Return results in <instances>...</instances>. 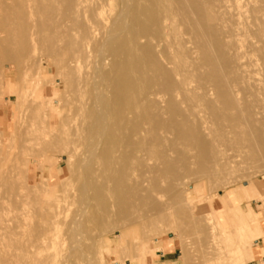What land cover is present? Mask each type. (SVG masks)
<instances>
[{"label": "rangeland", "instance_id": "374dc122", "mask_svg": "<svg viewBox=\"0 0 264 264\" xmlns=\"http://www.w3.org/2000/svg\"><path fill=\"white\" fill-rule=\"evenodd\" d=\"M65 1L67 4L68 0H64V2ZM93 1L92 0L91 1L85 0V2H86L85 3L83 0L84 3H82V4L84 6L80 7L79 13L83 12L81 10V8H83V10H86L87 7L90 8L92 6L91 3H93ZM121 1H122V3H120ZM129 1H132V0H126V2H124V0H118V2L116 0H111L109 3H111V6L114 9H112V10L110 9V8H112L110 6V4H107L108 6H105L106 8L104 7L105 8L104 9L105 14H108L107 13V8H108L111 11H113V10L115 11V9H116V12L119 11V13H121L120 15L123 18H125L123 15H125V14L127 15L126 16L127 22H126V24H124V28H121V31L119 30L120 32H116L117 35L119 34L121 36L120 37L121 40H118L119 36H117V40L119 42L121 41L123 43L120 42L121 44L120 43H119L120 45L118 44L120 47L117 46L115 48H118V47H119V49L121 48L120 49L121 53L123 52L122 54H124L125 51L123 49L127 46V48H126V51H127V49L129 48L128 42L127 43L124 42L127 40L124 37H127L126 35H128V33L125 35L124 32H127L129 29H133V27H136L134 29H136V31L137 30L139 31V29L141 27L140 25H139L140 27L137 25L139 28L137 26H132V25H130L129 22H132L135 25H136L135 21H137V24H140L139 22H143L141 25L143 26L142 28H144V29L142 31L141 30L142 28H141L140 31H142V33L139 31L138 35L141 33L144 37H142V35L140 34L141 38L138 40V42L140 40L141 41L139 44L137 42V45H136L137 47L139 46L138 47L139 52H136L138 48L134 51L136 54L139 53L138 57H140V55H141V56H145V57L147 56L146 58H149L147 52H149V51H150V53L153 52V50L151 51V49H153V48L149 49V47H153L152 44H154V43H157V44L159 43V41L157 39H156L157 41L155 40V38H157V37L151 33V30H153V28L155 29V27H156V25L153 24L154 22L150 24V22H152V17L149 19L146 18V16L147 17L149 16L147 11H146V8H145L147 5H148L147 7L149 8L148 9L149 12L151 13L152 16H154L153 15L154 14L153 13L154 7L151 4L152 0H136V3L138 4V6L142 5L144 7L145 13L142 12L143 10L141 12L144 13L145 15L142 14V16L139 15L140 12L139 13L137 12V14L134 12V11H138V9H137L138 6L136 7V5H135L136 3L133 0V2L135 4H133L132 10L133 9H135V10L132 12H134L136 17L139 15V17H137V18H140V20L134 19L135 21L133 20V18H136V17L132 16L134 14L131 15L132 17L129 14V13H131L130 12L131 8L129 9V7L126 6L130 3H133V2H129ZM239 1H241L240 4H242V2L246 1V4H250V5H248L249 7L252 5V2H253V1H250L251 3H248L249 0L248 1L247 0H244V1L239 0ZM53 2L55 3V0H50V3L53 4ZM60 2L63 3L62 0H60ZM60 2H58V0H57L58 4L56 3V6L54 4V6L56 8L60 7L59 10L63 9V7L61 8V6H63V5H64V7L66 6L64 3H63V5L60 4ZM59 4H60V6H59ZM122 4H123V6L120 7ZM149 4H151V5H149ZM243 4H245V3H243ZM89 5H91V6H89ZM130 5H132V4H130ZM57 6H59V7H57ZM66 7H67V9L63 10L64 12L67 11L66 13H62L63 12L62 10H61L62 12L57 11L58 14H61L62 18H60L59 17L60 15L57 14V16H56L57 20L55 18H54V20H52L53 17L57 13L56 10H58V9H56V8H55L56 10H51V11H54V12H52L51 16L53 15V13L55 14L54 16H52V18H50L51 16L49 17L48 15H46V17L48 16L53 22L59 21L58 24H59V26H61L63 23L65 24V22L68 24V20H70V18H72V16L74 15L73 21L74 20L79 21V22L76 21L75 24L79 23L78 28H80V31L82 30V27H85L86 29L83 28V30L87 31L88 22L85 26L82 25V24H85L86 20H87V19H85V21H84V17L82 18V15H84L86 17L88 10H90L91 12H93V11L88 8L86 11H84L87 13H84V14L77 13L75 15L73 12H70L71 10L69 11L68 6H66ZM123 7L126 8V10ZM143 7H141V8H143ZM51 9H53V8H51ZM150 10L153 12H151ZM37 11H39L40 13L35 11V12H33L31 17H33L32 19L36 20V24L38 25V26L37 25L36 26L40 27L41 25L39 23V20L41 19V16H43L45 12L40 11V9ZM51 11H49V14ZM68 11L70 14H72L71 17L69 16V14H67ZM90 11L88 13L90 15L87 17L89 22H90V20L93 19V14H91ZM47 14H48V12H47ZM128 14H129V16H128ZM37 15H39V16H37ZM34 16H35V18H34ZM65 16L67 17V19ZM37 17H38V19H37ZM68 17H69V19H68ZM74 17H77V19H74ZM43 18H45V16ZM129 18H130V20L132 19V21H129ZM61 19L62 20L65 19L67 21L64 20L62 23ZM117 19H118V17H117ZM117 19H115L116 20L115 24H117V23L120 24L119 21L117 22ZM120 20L122 21L123 19L120 18ZM145 20H146V22H147V20H149V25L154 26V27L152 26L153 28L151 30L149 29L151 26L147 25ZM52 21L50 22V24L52 23ZM70 21H69V23L71 25L72 22H70ZM93 22L94 23H92V21H91L90 23L95 24V21H93ZM52 24L50 26H52ZM55 24L57 25V22L56 23L54 22L53 25L56 26ZM67 24H65V25L69 27L70 25L69 24L67 25ZM65 25H63L61 27L64 28ZM95 25H94V27L96 29L95 32L100 31L102 29V28L101 29L97 28L98 26L96 27ZM125 25L128 29L125 28ZM146 25H147V27H146ZM186 25L187 24L185 22H181L179 24V27H180L179 32L183 33L182 34L183 36L185 35L186 39H184L185 40L184 43L187 44L185 47H187V48L190 47V48H188L190 50L194 46L193 47L194 49L192 48L193 53H194V54L192 53L193 54L192 55L193 61H194V57L196 56L195 62L197 64H200L199 60H201V62H202L203 59L199 55V53L202 54L199 51H202V50H201L200 46H198V48L196 47L195 44L197 42L194 41V43H192L193 39L192 40H191V38L189 39L190 33H188V31H186L189 28H186L187 27ZM197 25L198 26H196V27L198 28L200 24H197ZM59 26L52 29V30H54V32L51 29L50 30L53 33L57 32V34L63 35L61 37V39L63 40L62 42H64L62 44L65 46V44H67V40H64V39H66L68 37V35H70L72 37L73 32H71L69 34V31H71L72 30L71 27H73L75 25L70 26L71 30L68 27H66L69 30V31H67L68 33L66 32V30H67L66 28H65L66 30L62 28L63 30H61V31H64L65 34L66 33L68 34V35L66 34L67 37L64 33L61 34L62 32L59 33V31L56 30ZM76 27H75V29H77ZM42 28H43V26H42ZM42 28L41 27L37 28L35 31V33L39 32L38 33L39 39L35 38L37 33L34 35L35 42L38 41L37 44H39V40H40V44L42 45L40 47H39V45H37L39 47V48L37 47L39 49V52L40 51L41 52L39 53L38 50L36 51L35 59L32 58L34 60V63H33V60L31 59V56L29 54L19 55V53H21V52L24 53V52L29 51V43L26 44V46H25V43H27V42H25L24 44H19V46L17 45L18 48H17V46H13V47H15V50H14V48H12L11 51H13V50L14 51H13V54H10V55H14L13 57H15V53H16V57L14 59H12L13 58L12 56H10L11 57L10 58L9 55L6 58H5L6 55H4V56L2 55V57H0V59H2V60H0V63H1L0 64V72L2 70L4 72L2 77L0 75V78H1L0 79V81H1V83H0V230L2 232V233L0 232V251L2 249L3 250L9 249L11 251L23 250V249L27 248L26 246L30 245L31 242L34 241V239H36L38 234L41 235L45 232L48 235L47 236V243L48 244L46 245V247L43 248V252L46 253V251H48L47 252L48 254L54 253L55 256L53 254L50 256L56 257L61 263H65V264H150L151 259H152V254L154 253V248H152V247H154L156 245L155 241H162V240H170L172 242H175V244L179 247L180 255H181V258H180L181 264H243L244 262L251 259L252 254H251V250H250L249 241H251L255 237H259V236H262L264 234H261L259 236H253L250 238V237H247L248 234L244 232L245 237H247L248 240L245 239V241H243L242 243H238L239 247L237 244H235V242L233 240L236 237V234H234V233H236L235 232L236 229L239 227L241 228L242 226H245V224H247V222L252 227H256L257 225L261 224L263 229H264V223L262 222V221H264V161H263V159H261V160L258 159L260 161L256 160L253 162H250V161L240 162V164H239L240 166H237L231 170L226 169V168H217L216 170H213L212 175H210V172L206 171V173L205 172L203 173V171H201L199 169V165L196 164L195 161L194 162L192 161V157L189 156L190 153L188 152L185 156H189L192 163H194V164L193 165L191 164L190 165L191 168H190L188 166L190 163L189 164L187 163L189 161L185 160V161H187L186 164H188L187 165L188 167L186 166L187 169L190 168L191 170L189 169L187 171L185 169L186 168L185 166H184L185 171H184V169L180 168V166H181L180 163H182L183 159H185V158L182 156H179L178 153H177L178 155L173 154V152L171 153V151H173L175 149L180 150L178 148H175L176 146H178L176 143H179L181 140V138H180V140L178 138V136H180V133L178 136H176L178 138L179 142L177 139H174L173 142H175L176 140L177 141H176V143H173L172 140H173V137H175L174 135L176 133L178 134L177 131L178 130L181 131L180 125L182 126L183 124L178 123V122L179 121L182 122V120H183L182 118H184V117H182L181 119H180V117L188 112V110H186V106L191 105L192 103L184 104L187 102H184L185 97L182 94L181 95H179L180 93L171 94L167 89L166 90L168 92L164 89L166 87L165 86L166 83L163 84V82H165L164 79L166 80V78L164 77V74L166 75V77H169V79L167 78L168 81L169 80L172 81L174 79V78H172V75L175 76V74H174L175 72L173 73V71H172L173 68H172L171 71L173 74L171 75V73H170L171 71L169 72V70H170L169 68L171 66L172 67H174V66L172 64H170V66H168L169 63L166 64L165 58L162 59L163 55H164L163 51L165 50V48L163 46L164 40H163V38H161L160 34L158 36L160 37L159 38L160 42L162 41L161 46H160V44H158V46H157V44L154 45V47L157 46V50H156V48H154L155 51H159V52L154 53L155 52L154 51L153 53L157 54V57L159 54L163 53L162 58L160 55H159V58H156V56L153 53H151V56H155V60H153L154 58L151 57L147 61L148 64H146L145 61L147 59L145 57H142V59L143 58L146 59L143 61L145 63L144 65L148 66V67H146L147 70L145 68H143L144 66L143 67L141 66L142 67V73H143V71L146 70L148 72L147 73L148 75H149V73L150 74L152 73L153 75H152V77H150L151 75L148 76L147 74H145L144 78H142L141 81H142V84L144 86V84L147 85V83H146L147 78L148 79L150 78L151 81L155 80V82H152L155 85H152L151 83H149V82H151L150 80H148V83H149V86H151V85L154 86L157 89V91L154 89V87L151 88L152 86L148 87L147 89H145L146 88L145 87L144 89L147 91L149 88H151L152 92L155 91V93L159 92L158 90H160V93H163L165 90V92L162 95H165L166 98H168V100L166 98H164V99H166V101H165L162 98V95L159 93V94H157V96L153 95L151 97L152 99L151 98H150V100L147 99L146 101H144L145 103L142 104L143 101H140L141 98H139L138 97L139 94H137L138 90H142V89H140L141 87L138 89L137 88L138 86H136L137 84L138 85L140 84V80H139L140 77L139 76L143 77V74H144L143 73L141 75V72L139 71V70H141V67L138 65V64H140V62L142 65V61L139 60L140 58H138L137 55L134 54V52H133V54H131L132 56L129 55L131 53V51H133V50H130L129 51L130 53H127L129 57L127 55H124L127 57V59H125L126 58L125 57L122 60V54H120L119 52H117V53L120 54L119 57L121 59L119 57H116L115 51L116 50L120 51L119 49H116V50L114 49V46L117 45L116 40H114L116 42L115 45L113 44L114 41L111 42L112 45H114L113 46L114 51L112 49V52H114V54L108 55L107 54V53H109V51L107 52L108 48H105V49L101 48V42H104V44H105V45H103V43H102V47L103 46L106 47V43L108 44V42L106 41V37H108V36H105L104 34L108 35V32H110V30L109 31L107 30L106 32H104L106 29L105 30L102 29L101 31H102V34L104 33L103 34L104 36H102L101 31L97 32L96 33L97 35L95 34L97 37L96 36H94V37L98 38V39L95 40L94 37H93V39L95 40V42L97 44L93 41V39L91 40V42L93 41L96 44L95 45L96 47H98V45L100 44V49L101 50L103 49V53L105 51L106 52L104 54H102V51L99 49V47L96 48V50H94L95 46L94 45H93L94 47L92 46V44H94V43H90V50L93 53L92 57H90V58H92L93 60L88 59V60H91L90 63L88 62V60H87V62H86V60L84 62L81 61V63L83 65V69L85 72L84 74L86 76H89V73H90L91 76H89L90 77L89 79H88V77H86V79L83 78V79H85L83 82H86V84L83 85L84 84L83 82H82L83 84H81V82L78 84L79 80L77 81L76 79H79V77L77 76V72L73 73V71H74L73 67L71 69H70V67H68V62H67L68 56H66L68 54L63 49L64 46H61L62 50L59 49V51H61V53H58V50H55L53 48V46H54V47H56V49H58L60 47V45H62L61 40L57 41V40H59L60 37L58 38V36H57V39H55L57 42H60L59 43L60 45H58V43L56 41L55 42L57 44H54L55 42L53 43L52 42L53 40H51V39H50V41H51L50 44H48L47 38H46L48 35H45L46 33H44V35L46 37H43V38L46 39L47 44H44L45 41H42V42H44L43 43L44 47H43V44L41 43V36L43 35L44 30H41ZM51 28H53V27H51ZM39 29L41 30V32ZM59 29H61V28H59ZM126 29H127V31H126ZM177 29H178V27H177ZM144 30H146L145 33H144ZM46 31H48V29H46ZM75 31H74V34L78 33V35H77L78 39L76 38V35H73V38H75L78 41L81 39L80 34H82L81 33L82 31L80 33H79V29H77ZM153 31H152L153 33H156V29ZM52 32H50V33H52ZM149 32L152 34V36L154 35L152 38H150L151 36H148L150 34ZM185 32H187V34ZM50 33H48V34H50ZM87 33H85V34H87ZM99 33L101 34V36ZM188 34H189V36H188ZM51 35H49V36L51 37ZM84 35L82 34V38ZM70 36L68 37V39H70ZM104 37H105V39L103 41L102 38H104ZM43 38H42V40H45ZM73 38H72V40H73ZM146 38H147V40H146ZM142 40L143 41L145 40V42H143ZM146 41L147 42L150 41V45L147 44ZM213 41H215V42H212V41L211 42L216 43L215 45L212 44V48L214 50V52H213V50H212V52L215 55V53L217 52L215 47L217 46L218 41L217 40H213ZM71 42L72 41H70L69 43H71ZM74 42H75V40H74ZM247 43L244 45L249 46V43L248 44ZM140 44L141 45L145 44L146 47H148L147 49H142V52L144 53V55H142L143 53H140L141 52V48H140L141 45ZM21 45H24L23 48L25 49V51L23 50V48H21L22 51L19 49ZM45 45L48 46V48L52 47L51 48L52 50L50 49L51 51H49L48 49H46ZM56 45H58L59 47ZM112 45L109 48L110 50L112 48ZM143 45H142V48L145 47ZM159 46L162 48V50H161V48H159ZM245 46H244V48H247V49L250 48V47H245ZM258 46L260 47V45H258ZM130 47H131V45H130ZM64 48L66 49V51H68L67 45ZM188 49L186 51L189 52ZM192 49H191V52H192ZM145 50H147V51H145ZM93 51H96V52H93ZM97 51H98V53H97ZM99 52H101L100 53L101 56L103 55L102 57H100V55H98ZM252 52H256V50L250 51L249 53L251 54ZM197 53H198V55H197ZM260 53H261L262 57L261 56L259 57L260 54L258 56H256L253 53H252V56L250 54L247 55V56H249V57H247V61L250 60L248 62H252L250 64H248V62H247L248 67H249V65L251 66V64H252L250 69L247 67V70L249 69V70H253V71H255V70L258 71L257 68L260 69V68L264 67V64H262L263 66H260L262 63V62L260 63V61L264 60V56H263L264 53L263 52H260ZM256 54H258V52H256ZM96 55H97V57H96ZM105 55H106V57H107V55L109 56V58L107 57L108 60L106 59ZM112 56H115L114 60L116 59L115 62L118 63V65H117V63L113 64L115 66V68L117 69V71L115 70L116 73L118 72L117 76H118V74L120 75L121 72H124L127 69L126 71L128 73L126 71L125 72L127 74L133 73L134 77H132V78L136 79L135 73L137 72V69L139 68V70L137 72L138 73V75H137L138 79L131 81L132 83L134 82V84H135V82L136 83L138 82L135 85L136 87L131 82H128V81L132 80V78H131V76H133L132 74L130 75L131 79L129 78L130 80H126V81H125V79L127 78L126 73H125L126 78H123V73L121 74L122 76L120 78L121 79L123 78L122 80H120V78L118 76V79L120 81H123V80L125 81V85H124V81H123V83L121 82V84L124 85L125 89L127 88V90H126L127 93L123 92L124 89L122 91L123 85L121 86L119 80L115 78L116 76L113 77L114 75H112L113 74L112 69H114V66L112 67V65H111L114 62L112 60V58H113ZM134 56H136L137 59H135ZM199 56L201 59L198 60ZM103 57H105L104 58L105 61L102 60L104 63L101 62L99 64V61H101V59ZM118 58L120 59V62L118 61L119 60ZM129 58H131V59H129ZM253 58H255V59L253 60ZM94 59H95V61H94ZM151 59L153 61H156L159 59L160 61L158 60V62L157 61L156 62L158 64L161 62V64L156 65L157 63H155L153 61H152V63H150ZM217 59L219 60V57H217ZM217 59L215 58L216 61H218ZM106 60H107V62H106ZM109 60H111V61H109ZM135 60L140 61V62H138V64L134 63L135 65H138L137 69H136L135 65L129 64V63L135 62ZM189 60L191 61L192 59H189ZM39 61L40 62L42 61V63L40 64ZM93 61L95 63L94 66H93L94 63H92ZM121 61H122V63H121ZM124 61L125 62L127 61L126 66H127V64H129V65H128V67H126V69H123V71H122V68H121V66L119 67V65H121V64L125 65ZM128 61H130V62H128ZM162 61H164L165 64L162 63ZM105 62L108 65L107 64L105 65ZM219 62H222V65L220 63L215 62L217 67L221 65L220 68L218 67L219 68L218 71L220 72V74H222V72H223L222 75H224V73H225V76L228 79L229 77L227 76L228 74H226L225 69L229 70V68L223 64L224 62L222 60H220ZM256 62L257 63L259 62V64H255ZM177 63H179V67H180V65H182L183 62L179 61ZM187 63H189V61ZM203 63L204 62L201 63V67L202 66H204V67L202 69H199L200 72L197 74L196 77H195V75H196L195 73L198 71H196V72L194 71L195 72L194 77L191 74L189 75V73H188L189 71L187 72L188 74L186 73L187 74L186 76L189 75L188 78L186 77L187 78L186 83L188 84L187 85L188 89H193V90L196 89L195 91H198V92L201 91V93H202V90L204 89V91H205L206 88H203V89L200 88L203 86L198 87L199 83H200L198 78L201 75L200 78L202 77V79H201V82H202V80H205V78L207 77L206 73L208 71H210L209 67L206 68V66L203 65ZM71 64L73 65V63H71ZM86 64H88L87 67L89 66V64L92 67L91 68L88 67V70H86L87 69V67L85 66ZM162 64H164V66H162L161 68L164 67L165 70L164 69L163 70L166 73L160 72L162 70V69L160 70V66ZM36 65L37 66L40 65L42 67V74L41 75H38V73H36V70H37ZM103 65L106 66V69H105L106 72L104 71L105 67ZM130 65H132V68L135 66L134 67V70L136 69L135 72L129 71V69L132 70L131 68H129ZM109 66H111L112 74H110L111 71H107V70H110ZM213 66L214 65H212V67ZM14 67H16L18 70L16 69L17 70L16 71L14 69ZM215 67L216 66H214L212 68V70ZM222 67H224L225 69ZM102 68H103V70H102ZM119 68L121 70L120 73H119ZM123 68H125V67H123ZM221 69H223V71ZM263 69H260V70H263ZM216 70H217V68H216ZM86 71H88V74H86ZM191 71L193 74V70H191ZM201 71H203V72L201 73ZM214 71H213L212 75H214V73L215 74L218 73V72L216 73V71L215 72ZM22 72H24V73L22 74ZM107 72H109V73H107ZM129 72H131V73H129ZM204 72H205V74H204ZM247 72L249 74L251 71H246L245 77L249 76V75L246 76ZM259 73L262 75L264 73V71H263V73L261 71L260 72L258 71L255 73V75L252 74L254 76V77L252 76V78H254V79H252L253 81H256V79L257 80L261 79V76ZM208 74H209V72H208ZM21 75H22V77H21ZM146 75L148 76L147 78H146ZM218 75L219 74H217V76ZM94 76H96V77H94ZM213 77H214V79L212 77L209 78V79H211V82L212 83L214 82V81H212V79L215 80L216 82H218L217 80H219V79H215L216 75H214ZM220 77H223V76L219 75L218 78H220ZM93 78H95V79H93ZM96 78H98V81ZM247 78L248 79H244V80H250L248 82L253 83L251 78H249V77H247ZM224 79H226V78H224ZM74 80H76V83ZM231 80H232V78L227 80V81L230 82ZM263 80H264V77L261 79V81L259 80V83H263L264 82ZM80 81H82V80H80ZM224 81H226V80H224ZM127 82L130 83L131 86L133 85V87L137 88V90L135 88H132L130 85L128 86V84L126 85ZM211 82L205 81V85L208 89L207 91H211V92H207V94L210 93L209 96L211 97V99L216 100L217 98L214 96H216V95L218 96V94L216 92L214 93L215 90H212V89H215L213 87L216 84V82H214L215 84L214 83L210 84ZM245 82L246 81H244L242 83L240 82L241 84L244 83V85H241L240 83L236 84L237 87L234 85L233 89H235V91L233 90V92H232L233 97H234V93L237 92V94H235V97L238 98L237 97V95H238L240 97V98H238L239 100L246 101V99H247L246 97L248 95L244 96L245 95L244 92L245 91L247 92L248 87H250V86H249V83H245ZM99 84H100V87H99ZM162 84H163V86H165V87H161V88H163V92H161V88H160V86H162ZM200 84H202V83H200ZM257 84H258V82H256V84H254V86ZM94 85H96V86H94ZM105 85L108 87H106ZM211 85H212V89L209 90V87L211 88ZM251 85H253V84H251ZM139 86H141V85H139ZM243 86H245V87L243 88ZM93 87H94L95 92L92 90ZM158 87H159V89H158ZM238 87H242L243 89H238L240 92L238 90L236 91V88H238ZM76 88L79 90L76 91L77 90ZM129 88L133 91L136 90V93L133 92L134 94L132 95V92L128 91ZM110 89H112L113 92H116L117 94L112 93L110 91ZM114 89H115V91H114ZM144 89H143V92H145ZM199 89H201V90H199ZM241 90L243 92H241ZM28 91H29V94L27 93ZM103 91H104V93H103ZM109 91L113 94V96L115 95L114 98L115 97L118 98L119 96H120V98L122 97L123 100L121 99V101H120V98L118 99L119 105H120V102L123 103L124 101H126V100H124L125 96L123 95V93H126L128 95L130 92L131 94H129V96L132 98V103L135 100L133 103L134 108L131 107L132 109H130V110L134 109L133 111L139 112V110H135L137 105H138L137 109L140 108L139 105H142V106L145 105L146 111L142 109L144 107L143 106L142 108H140V110L142 109L141 114H144V116H146V117L148 116L147 117L148 119L150 118L149 120L146 118L147 122L149 121L150 124L147 122H144L145 117L142 116L143 120H139V121H142L143 123H145V125H147V127L144 126V124L142 122L138 121V119H137L138 117L136 118L137 114L133 111H131V112L125 111V114H127V116H124L125 114L123 113V118H118V115L116 116V113L118 111H120L119 109H121L122 106H123V109H126L124 107V105L125 106L127 104L129 105L131 99L129 96L126 95L125 99H127V100L130 99V100L128 101V103L124 102L123 103L124 105L122 104V106H119L120 108L117 109V111H116V108L114 109V107L117 106V104H116L117 102H115V100H117V99L112 98V99H114L115 104L112 101L111 102L113 104L110 103L109 101L111 99H109V97H110ZM143 92L141 93V96H144ZM30 93H32V94H30ZM94 93H97L98 95L97 94L94 95ZM165 93H167V95ZM241 93L243 94L242 97H241ZM104 94H106V96H104ZM207 94L204 95L205 99L207 98ZM107 95H108V97H107ZM98 96H100L99 99L100 98L102 99L103 96L108 98V99H106V103H104V101H105L104 98L101 100L103 102L102 103L97 98ZM158 96L159 97L161 96L160 99L162 100V102L160 100V103L163 104V106L167 101L168 102L170 101L167 104L172 103L170 105H173V108L172 107H170V108L172 109L173 113L177 111L176 113H174L175 116H178L177 118L176 117L174 118V119H177V121H176L177 123L176 122L173 123V121H172L173 118L168 117V115L171 113V111H170V113L168 111L170 109L169 108L170 105L167 106L169 109L168 108L166 109V105H165V110L161 109L162 111H166L165 113L160 111V108L164 109V107H162V105L160 103H157V102H159V101H157L159 99ZM165 96H163V97H165ZM19 97L22 98L21 103L19 102V100H20ZM94 97L96 100L94 99ZM137 97L139 99H137ZM153 97H154V100H156L157 102L154 103ZM173 97H174V99H173ZM29 99H30V101H29ZM31 99L33 102L31 101ZM211 99H209V100H211ZM34 100H36V102L37 101L38 102L36 103ZM86 100H88V101H86ZM89 100H90V103H89ZM94 100L95 101L99 100V102L102 105L103 104L104 105L107 104V106L109 105L108 106L109 108H107L106 105L105 106L103 105L106 108V110L103 108L104 112L105 113L107 112V114L109 113L110 115L113 113L111 115V117L114 118L116 116L117 118L115 117L116 118V119L114 118L115 120H118V119L121 120L122 119L120 121V122H122L126 119L125 120L126 122L125 121L124 122H125V125H127V127L125 126V128H128V129H125L123 127L122 130H124V129L125 130H124V132L122 131V133L120 132L121 134L119 133L120 136L117 133L118 132L117 125H119V131H120L121 130L120 127L124 126V124L123 125L118 124L119 120L116 121L117 125L114 128V129L117 128L116 133H114L115 130L112 132L113 129L111 131L108 130L107 128H106L107 129L106 131L104 130V132H106V133L108 131V133L110 132V134L111 133L117 134V136L114 135L112 138L113 140H115L117 138L116 139L117 142L113 141V142H115L114 143L115 145L118 142H119L118 144H120V145H122V144L125 145L123 142L126 141V143H127L128 141L126 139H128V138L134 139L133 144L137 143V141H139V143H137V144H139L140 147L142 144L143 147H141V148L143 150L139 149V153L136 152V151H138L137 149L136 150L134 148L129 149V150L134 149L135 151L134 150L133 151H134V153L136 152L135 154H137V155H135L132 152H131L132 153L131 155H130V152H129V154L126 153V154H128V156H132L133 154L135 156H138V157L134 158V161L136 159L135 168L132 169V166H134V164L133 165L130 164V162L131 163L133 162L132 160H130L128 162L129 158L125 159L127 157L126 154H125L126 157L122 156L123 155L122 152L125 151L126 148L123 150L122 146L121 147L119 146V149L116 148V150H114L115 149L114 147H116L117 145L114 147L112 145V148H114V149H112L114 153L111 151L110 143L111 144L113 143L111 138L107 140V138L109 137L108 133L104 134V133H102V131H100V127L98 124L99 120L97 121L98 125L95 123V120H97L98 117H97V119H95V116L93 118V115L99 116L100 110H101V108L96 109V107H100L101 104L98 102L99 105L98 104L94 105V102H95ZM174 100H176V101H174ZM41 101H44V102L46 101V103H44V102L41 103ZM92 101H93V105L95 108H91L92 107V104H91ZM136 101L137 102L140 101V102H138V104H137ZM163 101H164V103H163ZM87 103H89V104L87 105ZM108 103H110L114 106L113 109L111 107L112 105H110ZM153 103L154 104L157 103V108H155L156 105L154 106ZM41 104H43V105H41ZM82 104H83V106H82ZM135 104H137V105H135ZM36 105H37V110H39V111L36 110L39 113V117L37 115V112H34L36 109ZM128 105L126 106V107H128L126 110H129L130 106H128ZM84 106H85V108H84ZM88 106H91V107H89V109H87ZM131 106H132V104H131ZM175 107H176V109H175L176 111L174 110ZM33 108H35V109H33ZM184 108L187 112L184 111L185 113L183 114ZM109 109L112 110L113 112L110 113L111 111ZM203 109H204L203 107L199 106L197 108V111H199L201 116L203 115L205 117V119H208V121L211 122L210 116L208 114H206V110L205 109L203 110ZM31 110H33V111H31ZM114 110L116 111V113L114 112ZM154 110H156V111H154ZM157 110L161 114L158 113L159 114L158 115ZM95 112L96 113L98 112L99 114L98 113L95 114ZM155 112L158 116L161 115L160 117L156 116L158 119H155V117H154ZM146 113H148V114H146ZM162 113L166 114L167 117H166V115H164ZM173 113L170 116H172ZM41 114H45V115L50 114V115L40 117V116H42ZM132 114H134L136 116H134ZM110 115L107 118H108V121L111 120L110 124H112L115 121L112 122V119H110L111 118ZM113 115H115V116H113ZM120 115H122V112H120ZM174 115L172 117H174ZM133 116L135 118H134V120H131ZM162 116L166 117L165 122H164L165 119H162ZM208 116H209V118H207ZM140 118H141V116H140ZM167 118L169 121L171 120L172 123H169V121H167ZM193 118H194V116H193ZM127 120H129V121H127ZM130 120L133 121L134 126H133V124L129 123ZM156 120L160 122V125L162 124L163 128H161L162 126L157 125V123H159V122H157ZM154 121L156 122V124L154 123ZM91 123L95 127L98 126L97 129L96 128L95 129L98 132L100 131L99 133L98 132L95 133L96 131H95L94 127H92L93 129L91 128ZM107 123L105 126L108 125ZM140 123L144 126V127H142L143 129L145 128V130H147L149 127L148 125H151L152 126L151 129H154V130L150 129V132L151 131L155 132V130H156L157 133H155V135H159V137H160V134H162V136L165 137V139L167 138L166 140H164V138H162L164 141H166L164 144H163L164 141H162V139L160 138V140L162 141V146H160V145L159 146L161 148L157 145V144H159L157 142L159 141L161 143V141L158 140L156 142L155 138H154L155 135H153L152 137L149 136L148 137L149 141H147V139H146L147 142H150V140H153V138H154V142L151 141L154 144H151V142L149 144H144L145 140L142 143L141 139L147 138V133L145 135L146 137L144 135H143L144 136L143 138L140 137V136H142L138 133L139 126L141 128V125H139ZM80 124H82V129H85V127L87 128V129H85V131L86 130L88 131L89 130L88 128L90 127V131H88V133L89 132L90 133L89 134L86 133L87 131L86 132L85 131L84 132L79 131L80 130L79 127H81ZM163 124H165V125L167 124L168 127H166L167 125L164 127ZM172 124L173 125L175 124L174 126L177 127V129H176V127H174L175 129L172 127L173 131L176 130L175 131L176 133L173 132L175 134L170 132V131H172L170 129ZM75 125H77L78 127ZM113 126H115V123L113 124ZM156 126L158 128L160 127L161 129L160 128L159 129L162 131H160ZM75 127H77V129H79V130H77V133L74 131V130H76ZM110 128H112V127L110 126L109 129ZM91 129L94 132H92ZM41 131H43V132H41ZM148 131H149V129H148ZM80 132H83V134L86 133L88 137L87 138L84 137L85 134L82 135V133H80ZM74 133H76V134L74 135ZM79 133H80V135H79ZM91 133H95V134H93V137H91L92 136ZM158 133H160V134H158ZM97 134H100L101 136L97 135ZM94 135L95 136L97 135V136L95 137ZM148 135H151V134H148ZM97 137H98V139H97ZM131 139L129 141H131ZM46 140L48 142H46ZM110 140H111V142H109V144H108L109 146H108L107 143ZM135 140H136V142H135ZM140 140H141V143H140ZM105 141H107V142H105ZM169 141H170V143H172V144H170L172 147H173V144H176V146L173 147L175 149H173V148L168 149L167 148V146H170V145H168ZM44 143L45 144L47 143V144L44 146ZM183 143H185V142L182 140L181 144L179 143L180 144L179 147H181V145ZM51 144H54V145H51ZM127 144L130 145L129 143H127ZM127 144H126V146H127ZM150 144H151V149L149 147V149L146 150V148H147L146 147L145 148L146 153H143L144 152V146L145 145L150 146ZM182 146L184 147L185 145H182ZM256 146H257V144H256ZM134 147L136 148L137 146L134 145ZM128 148H130V146ZM128 148L126 149L125 152H127ZM163 148L166 149V152L169 151V152H167L168 155L165 153V150H163ZM109 149H110V151H109ZM117 149L121 151L122 157H120V158L127 160L126 162L129 163V165L131 166L130 169H132V171L134 169L136 170V171L134 170L133 172H129V171L125 172V170H124V172L127 173L128 177H129L128 178L126 176L127 177L126 179H130L132 184H133L132 181L134 179H135V181L137 180V182H136L137 184L140 181L142 184H143V182H145L144 188H142L143 185L140 186L141 183L138 184L139 187L136 184V187L134 189L140 188L139 190L136 189L137 191L135 190L138 194L135 193V191H132L133 187L135 186V183L133 185H130V187L132 186L130 188V189H132L131 193H129L130 192L129 188H128L129 189L128 192L126 190V188L129 187L130 183H127L128 180L123 178V176H125L124 175L125 173H123L122 177L120 175V173H122V169H120V167H121V164L124 160L121 161V159L118 158L120 153ZM21 150H23V151H21ZM103 150H105V151H103ZM183 150H185V149H183ZM115 151H118V153L117 152L115 153ZM163 151H164V154L162 153ZM103 152H104V154H102ZM142 153H143V155H142ZM162 154L166 155V156H164L166 161L167 160L171 161V160H169V156L171 159L172 155H173V157H175L174 155H177L176 157H178V158H176V159H179V157H180V159L183 158L182 161L180 160L181 161L179 163L180 166H178L177 170L174 169V171L171 172L170 170L172 168L171 169L169 168V170L165 169L166 170V172H165V170H163V171L161 170L162 167L158 169V165L160 166L161 160H162V158H164V157H162ZM139 155H142V157L141 156L139 157ZM132 157H134V156H132ZM173 157H172V160H174L176 162V159L175 158L173 159ZM110 158L112 160H110ZM142 158H144V159H142ZM118 159L121 161V162L119 161L120 167L118 166L119 165ZM186 159H189V158H186ZM107 161H108V163H107ZM103 162H105V163H103ZM111 162H112L113 166H111L112 165ZM254 162H257V163L255 164ZM172 163H173V161H172ZM177 163L172 164L173 166H171V167L176 166ZM251 163H254V164L251 165ZM105 166H107V167H105ZM126 166H128V165H126ZM130 166H128V167H130ZM103 167H104V170H103ZM127 169L129 170V168H127ZM154 169H156L157 171ZM95 170H97V171L95 172ZM175 170L179 172L180 176H182L180 179H178L179 177L175 178L176 176L179 175V174L176 175V173H174V172H176ZM137 171H138V173H137ZM169 172L174 173L175 175H171ZM15 173L18 176L15 175ZM89 173H90V175H89ZM130 173H132V175L134 173L133 177L131 176ZM141 173L143 175H145V176H143V175L142 176L146 180L141 175H139ZM3 175H5V176L3 177ZM108 175H110V176L107 178ZM138 175L140 177H142L145 181L142 182V180H143L142 178H141L142 180H138L140 178V177L138 178ZM20 176H22V177H20ZM113 177H115V179ZM116 177L119 179V181L121 183L116 182V179H117ZM119 177H121V179ZM130 177H132L134 179L132 180V178H130ZM18 178H20V180ZM93 178H94V180H92ZM112 178L115 180V182ZM122 178L124 180H126V183L123 184V187L121 185L122 182H124V180H122ZM170 178L173 180H170ZM170 181H173V182H170ZM182 181H184V183ZM105 182L109 183V184H107L108 188H106L108 190L105 191V188H104L103 189L104 192H102L100 190L102 189V187H104V185L102 186V184H104ZM181 182H182V184H181ZM116 183L119 184L118 186L121 185L122 188L118 187L116 185ZM125 184H127L128 186L125 187ZM177 184L180 186V188ZM110 185L112 186V188ZM105 187H106V183H105ZM109 188H111V190ZM113 188H116V190ZM124 188L126 190V193H124V195L129 196V198L132 201L136 200V196H137V200L134 201L135 204L137 203V201H139V203L141 202V204L138 203L139 204L138 206H141V207L143 206L142 208H144L145 205L147 204V206H146L147 209L146 208H145L146 210L142 209L143 211H145V213L142 212L140 207H138V208L141 210L142 213H144V215L148 214L146 216L149 219L145 216V218H144L145 220H144L140 216V218L135 217L136 221L132 222V219H131V222L128 221L130 219V216H131L130 214H132V216H134L133 214H135V213L139 214L140 211L137 210V212L133 213V209H135V208L138 209V208L136 207L137 204L136 205L132 204V206H135V207L131 206L132 210H130V211H132V212H129L130 216L126 215V214H128L127 213L128 211H125L124 208L126 207L125 208L126 210L128 208H130V207L127 208V206H129L128 202L130 203V199L127 197H126V199L128 200V202L125 198H123V199L127 202L128 205L126 204L125 201H124L125 204L123 202L121 203V201H120L119 203L122 204L123 209L120 208L119 203L117 202L118 199H116V197H117L118 193L121 192V194L119 193L120 194L119 198L121 199L122 191L123 192L125 191ZM112 189H113V191H112ZM118 189H122V191L118 192ZM171 189H172V191H171ZM140 190H141L142 194L140 192H138ZM143 191H145V193H143ZM139 193L141 195H139ZM234 193H236L237 197L244 196L245 200H243L242 202H237ZM130 194H131V197H130ZM144 195H147L148 197L144 196ZM212 195H214V198L211 197ZM132 198H134V200ZM223 198L225 199V201L227 203L224 201ZM173 199H174V201H173ZM234 199H235V202H234ZM84 202H86V203H84ZM233 202H234V204H233ZM112 204L115 206L114 210H113L114 206ZM166 204H167V206H166ZM45 205H47V206H45ZM123 205H127V206H123ZM181 205H183V206H181ZM61 206H63V207H61ZM116 207H117V209L120 210L121 215H119V210L117 211ZM111 208H112V210H111ZM53 209L57 212V215H56V213H54V215H53ZM82 209H83V211H82ZM122 211L124 212L123 214L126 213L123 216H122ZM148 211H150V212H148ZM58 212L62 213V214H59ZM141 212H140V215H141ZM66 213H67V215H66ZM215 213L217 214L218 217L215 215ZM81 214H83V215L81 216ZM153 214H155V215H153ZM55 215L57 217H55ZM120 216H122L123 218H121ZM127 216H129L128 220H127ZM132 216H131V218H133ZM72 217H74V219ZM138 217H139V215H138ZM255 218H258V220H256ZM72 219H73V222L72 221L70 222V220H72ZM75 219L77 220L78 224L76 221H74ZM66 220L68 222H66ZM141 221H143V222H141ZM113 222H114V224H113ZM121 222L122 223L124 222L125 224L123 223V225H122ZM53 223H54V225H53ZM56 224H58V225L56 226ZM75 224H77L76 226H78V227L74 226ZM119 224H121L120 225L121 228L119 227ZM51 225L53 226V228L54 227L57 228V229L56 228H54V229L56 230L55 232L59 236L55 235V237H54L55 232H54V229L52 228ZM68 226H71L68 228V230L72 231V232L74 231V229L76 227V233L75 232L71 233V232H68V230H67V233L64 234V231H65V229H67L66 227H68ZM112 226H114V227H112ZM2 227H4L3 228L4 231L2 230ZM8 227H9V229H8ZM210 228H212V229H210ZM8 232H9V234H8ZM10 232H12V233H10ZM49 233L51 235H53L50 239H53L54 242L52 240H49ZM74 235H76V236L78 235V236L76 237ZM68 236H69V238H68ZM56 237H58V238H56ZM73 237H75V239ZM71 238H72V240H70ZM76 244H77V246H76ZM50 245H51V247H50ZM52 245H53V249H52ZM19 246H23V247H19ZM49 249L50 250L52 249L53 251L51 250L52 251L51 252ZM237 251L241 253L240 256L237 254ZM65 257H67V258H65ZM67 260L68 261L70 260V261L68 262ZM7 262L9 264H22L23 259L20 258L19 256H15L13 254H10V255H7Z\"/></svg>", "mask_w": 264, "mask_h": 264}, {"label": "bare ground", "instance_id": "6f19581e", "mask_svg": "<svg viewBox=\"0 0 264 264\" xmlns=\"http://www.w3.org/2000/svg\"><path fill=\"white\" fill-rule=\"evenodd\" d=\"M63 1V3L66 5V6H68L69 7V11L70 12H73L75 15L77 14V13H79L80 12V7H83L84 5L82 4V3H84L85 2V0H84V2H83V0H68V3L66 4V1L64 2V0H62ZM91 1V0H90ZM93 1V0H92ZM111 0H94L93 1V3H91L92 4V6L91 5H89V6H91L90 8L89 7H85L86 8V10L89 8V9H91L93 12H91L90 10H88V13H89V11L91 12V14H93V19L92 20H90V22L92 21V23H94L93 21H95V24H92V23H90L89 22V20H88V16L90 15V14H88L87 12H84V11H86V10H83V8H81V10L83 11V12H81V13H79V14H84V13H87V15H86V17L84 16V15H82V18L84 17V21H85V19H87L86 20V23L85 24H82V25H86L87 24V22H88V24H87V31L85 32L84 30H83V28H85V27H82V30L84 31H80V28H78V25H79V23H76L75 24V22L77 21V22H79L78 20H74L73 21V16H72V18H70V20H68V24L70 25V23H69V21L70 22H72L71 23V25L70 26H72V25H75V26H73V27H71L72 28V30L70 29V26L68 27V26H66L65 24H67L66 22H65V24L63 23V21L65 20H62V25L61 26H63V25H65L64 26V28L63 27H61V26H59V21H54L55 23L57 22V25L56 26H54L53 24H54V22L52 21V20H54V18L56 19V16H57V14H58V12L57 11H63V10H65V9H67V7L65 6L64 7V5H63V3L62 2H60V0H58V2H60V4H62L63 6H61V8L63 7V9H60L59 10V6H60V4H59V6H57V7H59V8H56L55 6H56V3H57V0H55V3L53 2V4L52 3H50V0H0V57H2V55L4 56V55H6L5 56V58L6 57H8V55H9V57L10 56H14V55H10V54H13V51L15 50V47H13V46H19V44H24L25 42H27V43H25V46H26V44H28L29 43V51L28 52H21V53H19V55H21V54H29L30 56H31V59L33 58V59H35V56H36V51L38 50V52H39V47L40 46H42L41 44H40V40H39V44H37V42L38 41H36L35 42V39H34V35L37 33H35V31H36V29L37 28H42V26H43V28L41 29V30H44L43 31V35L41 36V43L43 44L44 42H42V41H45V43L44 44H50V39L51 40H53L52 42L54 43L56 40L55 39H57V36H58V38H59V40H57V41H60L61 40V44L62 43H64V42H62L63 40L61 39V37L63 36V35H60V34H57V32L56 33H53L54 32V30H52V29H54L55 27H57V26H59L56 30L57 31H59V33L60 32H62L61 34H65V32L64 31H61V30H63V29H65L66 27H68L71 31H69L68 30V28H66L65 30H66V32L67 31H69V34L71 33V32H73V34H72V37L70 36V35H68L67 33V35H68V37L70 36V39H68V37H67V35H66V39H64V40H67V44H65V46L67 45L68 46V51H66V49L64 48L65 46L62 44V45H60L59 43L60 42H57L58 43V45H60V47L58 46V45H56V46H58L57 48L58 49H56V47H54L53 46V48L55 49V50H58V53H61V51H59V49L60 50H62L61 48V46H64L63 47V49L65 50V52H67V54L68 55H66V56H68V67H70V69L73 67V69H74V71H73V73L74 72H77V76L79 77V79H76L77 81L79 80V82H78V84L81 82V84H83V85H85L86 84V82H83L85 79H86V77H88V79L90 78L89 76H91L90 75V73H89V76H86L84 73V69H83V65H82V63H81V61H85L86 60V62H87V60L88 59H92V58H90V57H92V55H93V53H92V51L90 50V43H94L95 42V40L96 39H98V38H95L94 36H96L97 34V32H100L102 29H106L104 32H106L107 30L109 31L110 30V32H108V35L107 34H104L105 36H108V37H106V41L108 42V44L106 43V47H102V43H103V45H105L104 44V42H101V48H103V49H105V48H108V50H107V52L109 51V53H107L108 55L110 54V55H113L114 54V52H112V49H113V46L116 44V42H117V45L116 46H114V49L116 50V49H119V45L121 44V43H123V42H119L118 40H121V36L118 34L117 35V33L116 32H120L121 31V28H124V24H126V22H127V20H126V14L125 15H123L125 18H123L120 14L121 13H119V11L118 12H116V9H115V11L113 10V11H111L112 9H114L112 6H111V3H109ZM117 2H118V0H116ZM135 1V3H136V0H134ZM202 1V2H201ZM244 1V0H243ZM248 1V0H247ZM250 1H253L252 2V5L249 7L248 5H250V4H246V1L245 2H242V4H240V2L241 1H239V0H152V6L154 7V12L153 11H151V12H153L152 14L154 15V16H152L151 15V13L149 12V8L146 6L145 8H146V11H147V13H148V15L150 16H146V18L147 19H149V18H151L152 17V22H150V24L151 23H153V24H155L156 25V27H155V29H156V33H153L154 31L153 30H155L153 27V25H149V20H147V22H146V20H145V22L147 23V25H149V26H151L149 29L151 30L152 28H153V30H151V33L152 34H154L157 38H155V40L157 39L158 41H159V43L158 44H160V46H161V42H160V37L158 36L159 34H160V36H161V38H163V40H164V48H165V50L163 51V53H164V55H163V53L162 54H159L160 56H161V58H162V55H163V58L162 59H164L165 58V60H166V64H168L169 63V65L168 66H170V64H172L174 67H170L169 69V72L172 70V68H173V73L175 74V76L174 75H172L173 73H172V71L170 72L171 73V75H172V78H174L172 81H168V79H169V77H166V75L164 74V77L166 78V80L164 79V81L165 82H163V84L164 83H166L165 84V86H163V84H162V86H160V88L161 87H165L164 89L166 90H168L171 94H173V93H175V94H178V93H180L179 95H183L184 97H185V101L184 102H187V103H184V104H188V103H192L191 105H187L186 106V110H188V112L185 110V108H184V110H183V114L185 113L184 111H186L187 113H185L183 116H181L180 117V119L182 118V117H184V118H182L183 120H182V122H180L179 120V122L178 123H181V124H183L182 126L180 125V130L181 131H177L178 132V134L175 132V131H173L172 129L174 128V127H176V126H174L173 124H172V126L170 127V129L172 130V131H170V132H175V133H173V134H175L174 136L175 137H173V140H172V142L174 141V139H177L178 140V138H179V140H180V138H181V140H180V142H179V140H178V142L181 144V141L183 140L185 143H183L182 145H185L184 147L181 145V147H179L180 146V144L179 143H176V141L175 142H173V143H176L178 146H176V144H173V147L174 146H176L175 148H178V149H180V150H177V149H175V148H173L170 144H172V143H170V141H169V143H168V145H170V146H167V148L169 149V148H173V149H175V150H173V151H171V153L173 152V154H179V156H182V157H184L185 159H183L182 157V159H183V161H182V159H180V157H179V159H176V158H178V157H176L177 155H174L175 157H173V155H172V157H173V159L175 158L176 159V162L174 161V160H172V157H171V159H170V156H169V160H171V161H166L165 160V157L164 156H166V155H163L164 154V151L162 152L163 154H162V157H164V158H162V160H161V163H160V166L158 165V169L159 168H161V170L163 171V170H165V169H168L169 170V168L171 169L170 171L171 172H173L174 171V169H176L177 170V168H178V166H180V164H181V166H180V168H182V169H184V166L186 167L189 163V167L191 168V164L193 165L194 163H192V161L194 162L195 161V163L196 164H198L199 165V169L201 170V171H203V173L205 172L206 173V171H208V172H210V175H212V171L213 170H216L217 168H226V169H233V168H235V167H237V166H240L239 164H240V162H247V161H250V162H253V161H256V160H258V159H263V161H264V80L262 81L263 83H259V80L261 81V79L264 77V73H263V71H264V67H262V68H260V69H263V70H260L259 68H257V70L260 72H262L263 74L261 75L260 73V76H261V79H256V81H253L252 79H254V78H252V74H254L255 75V73L256 72H258V71H253V70H249L250 69V67L252 66V64H251V66L249 65V67L247 66L248 64H250V63H252V62H248V61H250V60H248L247 61V57H249V56H247V55H249L250 53V51H255L256 50V52H258V54H256V52H252L253 54H255L256 56H258L259 54V57L261 56L262 57V55H261V53L260 52H263L264 53V0H249V2L248 3H251ZM124 2H126V0H124ZM129 2H133V0L132 1H129ZM147 2V1H146ZM201 4H200V3ZM86 3V2H85ZM89 3V2H88ZM120 3H122V1L120 2ZM134 2L133 3H130V4H132V5H130V4H128V5H126V6H128L129 7V9L131 8V13H129L130 14V16L132 15V14H134V12L137 14V12L139 13L140 12V16H142V14L143 15H145L144 13H145V10H144V7L142 6V5H140V6H138V4L136 3L135 4ZM243 3H245V4H243ZM54 4H55V6H54ZM58 4V3H57ZM107 4H110V6L112 7V8H110L111 10H109L108 8H107V13L108 14H105L104 13V9L106 8L105 6H108ZM117 4V3H116ZM127 4V3H126ZM133 4H135L136 5V7L138 6V11H134L135 9H133L132 10V6H133ZM151 4H149V5H151ZM146 5V4H145ZM115 6V5H114ZM118 6V5H117ZM123 6V4L120 6V7H122ZM125 6V5H124ZM125 6V7H126ZM131 6V7H130ZM56 9H58V10H56ZM105 7V8H104ZM135 7V6H134ZM141 7H143V8H141ZM51 8H53V9H51ZM84 8V9H85ZM124 8V7H123ZM127 8V7H126ZM126 8H124L125 10H126ZM40 9V11H43V12H45L44 13V15L43 16H41V19L39 20V23H40V27H37L38 25L36 24V20H34V19H32L33 17H31L32 16V14H33V12H38V13H40L39 11H37V10H39ZM128 9V10H129ZM51 10H56V15L53 13V15L52 16H54L53 17V19L51 20L50 18H52V16H51V14H52V12H54V11H51ZM109 10V11H108ZM120 10V9H119ZM143 10V11H142ZM49 11H51L50 12V14H49ZM61 11V12H62ZM69 11H68V13L67 14H69V16L71 17V15L72 14H70L69 13ZM132 11H134V12H132ZM144 12V13H142V12ZM47 12H48V14H47ZM67 12V11H66ZM66 12H62V13H66ZM129 12V11H128ZM127 12V13H128ZM146 13V14H147ZM150 13V14H149ZM129 14H128V16H129ZM46 15H48L47 17H46ZM58 15H60L59 17L60 18H62L61 17V14H58ZM139 15L137 16V17H139ZM37 16H39V15H37ZM45 16V18H43ZM63 16V15H62ZM68 16V15H67ZM78 16V15H77ZM121 16V17H120ZM132 16H134V17H136L135 16V14L134 15H132ZM131 16V17H132ZM66 17V16H65ZM80 17V16H79ZM92 17V16H91ZM90 17V18H91ZM117 17H118V19H117ZM130 17V18H131ZM133 18V20L135 19V20H137V19H139L140 20V18ZM154 17V18H153ZM34 18H35V16H34ZM58 18V17H57ZM120 18L121 19H123L122 21L120 20ZM128 18V17H127ZM130 18H129V21H132V19L130 20ZM145 18V19H146ZM37 19H38V17H37ZM59 19V18H58ZM66 19H67V17H66ZM68 19H69V17H68ZM74 19H77V17H74ZM115 19H117V22L119 21L120 22V24H115ZM52 21V26H50L51 24H50V22ZM57 20V19H56ZM60 20V21H61ZM134 20V21H135ZM65 21H67V20H65ZM83 21V20H82ZM83 21V22H84ZM74 22V23H73ZM144 22V23H145ZM181 22H185L187 25V27L186 28H189V29H187L186 31H188V33H190V36H189V34H188V36H189V39L191 38V40H192V43H194V41L195 42H197L195 45H196V47L198 48V46H200V48H201V50L202 51H199V52H201L202 54H200L199 53V55L201 56V58L203 59L202 60V62H204L203 63V65H205L206 66V68H208L209 67V69H210V71H208L209 72V74H208V72L206 73V75H207V77L205 78V80H202V82H201V79H202V77L200 78V74L203 72V71H201V73L199 74L200 76H199V81H200V83H202V84H200L199 82V86L198 87H200V86H203V87H200V88H206L205 89V91H204V89L202 90V93H201V91L200 92H198V91H195L196 89H188V84L186 83V79L188 78V76L191 74V75H193V77H194V75H195V77L197 76V74L200 72V70L199 69H202L204 66H202L201 67V60H199V59H201L200 58V56L198 57V60H199V63L200 64H197L196 62H195V58H196V56L194 57V61H193V49H192V52H191V49L189 50L188 48H190V47H185L187 44L186 43H184L185 42V40L184 39H186L185 38V35L183 36L182 34L183 33H180L179 32V29H180V27H179V24L181 23ZM38 23V22H37ZM130 23V25H132V26H139L140 27V29L143 27L141 24L143 23V22H139L140 24H137V21H135V23H136V25L134 24V23H132V22H129ZM67 24V25H68ZM81 24V23H80ZM134 24V25H133ZM197 24H200L199 25V27L197 28L196 26H198ZM37 25V26H36ZM94 25L97 27V28H102L100 31H97V32H95V27H94ZM147 25H146V27H147ZM37 28H36V27ZM77 26V27H76ZM81 26V25H80ZM131 26V27H132ZM137 26V27H138ZM153 26V27H152ZM51 27H53V28H51ZM75 27L77 28V29H79V33L81 32L83 35L85 34V33H87V34H85L84 36H83V38H82V34H80V37H81V39L80 40H76L75 38H73V35H76V38L78 39V33L76 34H74V31L75 30H77V29H75ZM138 27V28H139ZM177 27H178V29H177ZM48 29V31H46V29ZM59 28H61V29H59ZM63 28V29H62ZM125 28H127L126 27V25H125ZM134 28H136V27H133V29H129L128 31H127V29H126V31L127 32H124L125 33V35L128 33V35H126L127 37H124V38H126L127 40L126 41H124V42H128V46H129V50L127 49V51H126V48H127V44L123 47L124 49V51L126 52H124V54H122L121 53V48L119 49L120 51H115V53H116V57H119L120 56V54H122V60H123V58H125L126 56H124V55H127L128 56V54L127 53H130L129 51L130 50H133V51H131V53L129 54V55H131V54H133V52H134V54H136L135 53V51L134 50H136L138 47L136 46L137 45V42H138V40L141 38V33H142V31H143V29L144 28H142L141 30L142 31H140V29H139V31L141 32L139 35H138V33H139V31L137 32L136 31V29H134ZM53 31H51V30ZM59 29V30H58ZM86 29V28H85ZM182 29V28H181ZM40 30V29H39ZM41 30H40V32H41ZM55 30V31H56ZM120 30V31H119ZM46 31V32H45ZM145 31L146 30H144V33H145ZM153 31V32H152ZM50 32H52V33H50ZM76 32V31H75ZM78 32V31H77ZM212 34H211V33ZM39 33V32H38ZM38 33H37V35L35 36V38H38ZM44 33H46L45 35H48L47 37L44 35ZM48 33H50V34H48ZM123 33V34H124ZM150 33V32H149ZM148 33V34H149ZM150 33V34H151ZM186 34H187V32H185ZM184 33V34H185ZM52 34V35H51ZM96 34V35H95ZM100 34V33H99ZM101 34H102V31H101ZM101 34H100V36H101ZM102 34V36H104ZM121 34V33H120ZM148 35V36H151L150 38H152L153 36H152V34L151 35ZM41 35V34H40ZM49 35H51V37L49 36ZM60 35V36H59ZM99 36V35H98ZM117 36H119L118 37V40H117ZM140 36V37H139ZM147 36V37H148ZM187 36V37H188ZM43 37H46L47 38V43H46V39L45 38H43ZM75 37V36H74ZM93 37L95 38V40L93 39ZM97 37V36H96ZM142 37H144L143 35H142ZM42 38L43 39H45V40H42ZM65 38V37H64ZM72 38H73V40H72ZM101 38V37H100ZM39 39V38H38ZM93 39V41L91 42V40ZM103 39V41H104V39H105V37L104 38H102ZM144 39V38H143ZM72 41L71 43H69L70 41ZM74 40H75V42H74ZM100 40V39H99ZM114 40H116V42L114 41ZM146 40H147V38H146ZM156 40V41H157ZM213 40H217L218 41V44H217V46L215 47L216 48V50H217V52L215 53V55H214V50H213V48H212V44L213 45H215L216 43H212V42H215V41H213ZM254 40V41H253ZM102 41V40H101ZM114 41V42H113ZM141 41V40H140ZM140 41L138 42V44L140 43ZM143 41V40H142ZM151 41V40H150ZM150 41L149 42H147L146 41V43L147 44H149L150 45ZM155 41V42H156ZM212 41V42H211ZM216 41V42H217ZM54 43V44H57V43ZM66 42V41H65ZM99 42V41H98ZM111 42H113V44L114 45H112V43ZM143 42H145V40L143 41ZM152 42V41H151ZM245 42V43H244ZM249 43V46H245L244 44H246V43ZM96 43V42H95ZM92 44V46L94 45H96V44ZM100 43V42H99ZM112 45V48H111V50L109 49L110 47H111V45ZM120 43V44H119ZM145 43V44H146ZM153 43V42H152ZM151 43V44H152ZM247 43V44H248ZM44 44H43V47H44ZM52 44V43H51ZM69 44V45H68ZM119 44V45H118ZM125 44V43H124ZM131 45V47H130V45ZM143 45V46H145L146 47V45ZM155 44H157V43H154V44H152V46L153 47H149V49H151V48H153V49H151V51L153 50V52L155 51V49L154 48H156V50H157V46H158V44H157V46L156 47H154V45ZM37 45H39V47L37 46ZM110 45V46H109ZM141 45V44H140ZM142 45L140 46V48H141V52L140 53H143L142 52V49H147L148 47H144V48H142ZM194 45V44H193ZM252 45V46H251ZM258 45H260V47L258 46ZM18 46H17V48H18ZM22 46V47H21ZM20 46V50L22 51V49L21 48H23L24 47V45H21ZM93 46V47H94ZM109 46V47H108ZM117 46H119L118 48H115V47H117ZM159 46V48H161ZM191 46V45H190ZM244 46L245 47H250L249 49H247V48H244ZM38 47V48H37ZM45 47H46V49H48L49 51H51L52 49V47L51 48H48V46H46L45 45ZM98 47H99V49H100V44L98 45ZM98 47H94L95 49L94 50H96V48H98ZM195 47V48H196ZM12 48H14V50L13 51H11V49ZM67 48V47H66ZM189 50V52L188 51H186L187 49ZM41 49V48H40ZM45 49V48H44ZM51 49V50H50ZM93 49V48H92ZM103 49L101 50L102 51V54H104L103 53ZM114 49H113V51H114ZM148 49V50H149ZM23 50L25 51V49L23 48ZM98 50V49H97ZM139 50V48L137 49V51L136 52H139L138 51ZM160 50V49H159ZM161 50H162V48H161ZM212 50H213V52H212ZM260 50V51H259ZM12 53H11V52ZM54 51V50H53ZM52 51V52H53ZM111 51V52H110ZM144 51V50H143ZM145 51H147V50H145ZM195 51V50H194ZM197 51V50H196ZM37 52V53H38ZM41 52V51H40ZM39 52V53H40ZM57 52V51H56ZM93 52H96V51H93ZM117 52H119L120 54H118ZM153 52H151V53H153ZM159 51H155L154 53H158ZM198 52V51H197ZM15 53V52H14ZM50 53V52H49ZM97 53H98V51H97ZM100 53L101 52H99V54L98 55H100ZM112 53V54H111ZM151 53H150V51L149 52H147V54H148V56H149V58H146L145 56H141L140 55V57H138L139 56V53L138 54H136L137 55V57L138 58H140L139 60L140 61H142V65H141V62L139 61V60H135V62H133V63H129V64H132V65H135V64H138V62H140V64H138L140 67L142 66H144L143 68H145L146 69V67H148V66H145L144 64L146 63V64H148V60L151 58V57H153L154 59L153 60H155V56H156V58H159V55H158V57H157V54H154L155 56H151ZM193 53V54H192ZM252 53L250 54L251 56H252ZM66 54V53H65ZM95 54V53H94ZM146 54V55H147ZM51 55V54H50ZM107 55V57L109 58V56ZM142 55H144V53L142 54ZM197 55H198V53H197ZM65 56V57H66ZM103 56V55H102ZM101 55H100V57H102ZM115 56H112L111 58H112V60L114 61L111 65H112V67L114 66L113 64L114 63H117V62H115V60H114V57ZM132 56V55H131ZM263 56H264V54H263ZM15 57H16V53H15ZM15 57H13L12 59H14ZM41 57V56H40ZM96 57H97V55H96ZM95 57V58H96ZM105 57H106V55H105ZM105 57H103L102 59H101V61H99V64L101 63V62H103L102 60H104V58ZM107 57H106V59H107ZM129 57V56H128ZM137 57L136 56H134V58L135 59H137ZM142 57H145L146 59H142ZM217 57H219V60L217 59ZM4 58V57H3ZM11 58V57H10ZM110 58V59H111ZM120 58V57H119ZM118 58V59H119ZM132 58V57H131ZM131 58H129V59H131ZM215 58L218 60V61H216L215 60ZM246 58V59H245ZM252 58V57H251ZM250 58V59H251ZM32 59V60H33ZM62 59V58H61ZM97 59V58H96ZM121 59V58H120ZM120 59L118 60L119 62H120ZM125 59H127V57L125 58ZM128 59V60H129ZM142 59V60H141ZM189 59H192L191 61L189 60ZM255 58H253V60H254ZM257 59V58H256ZM260 59V58H259ZM0 60H2V59H0ZM93 60V59H92ZM108 60V59H107ZM107 60H106V62H107ZM144 60H146L145 61V63L143 62ZM152 59L150 60L151 62L150 63H152V61H153ZM159 60V59H158ZM158 60H156L157 62H158ZM189 61V63H187L188 61ZM220 60H222L224 63V65H226L228 68H229V70L227 69H225L224 67H222V68H224L225 69V72H226V74H228L227 76L229 77L228 79H227V77L225 76V73H224V75H222L223 74V69H221L220 71L222 72V74H220V72L218 71V69L220 68V66L222 65V62H219ZM246 60V61H245ZM94 61H95V59H94ZM94 61L92 62V63H94ZM105 61V60H104ZM109 61H111V60H109ZM108 61V62H109ZM131 61V60H130ZM130 61H128V62H130ZM156 61H153V62H155V63H157ZM160 61V60H159ZM179 61H182L183 63H182V65H180V67H179V63H177V62H179ZM187 61V62H186ZM40 62V61H39ZM88 62L90 63L91 62V60H88ZM105 62V65L107 64ZM215 62H217V63H220L219 65L220 66H218L217 67V65H216V63ZM247 62H248V64H247ZM262 62V63H261ZM27 63V62H26ZM33 63H34V60H33ZM42 63V61L40 62V64ZM71 63H73V65L71 64ZM97 63V62H96ZM104 63V62H103ZM121 63H122V61H121ZM124 63H125V65L123 64H121V65H119V67L121 66V68H122V71H123V69H126V67H128V65L129 64H127V66H126V63H127V61L125 62L124 61ZM135 63V64H134ZM162 63H164V61H162ZM260 63H261V65L260 66H263L262 64H264V60H261L260 61ZM1 64V63H0ZM18 64V63H17ZM159 64H161V62L159 63ZM158 63L156 64V65H159ZM165 64V63H164ZM164 64H162L161 66H160V72H163V73H166L164 70V67L163 68H161L162 66H164ZM178 64V65H177ZM188 64V65H187ZM207 64V65H206ZM255 64H259V62L257 63H255ZM82 65V66H81ZM87 65L88 64H86L85 66L87 67ZM95 65V63L93 64V66ZM102 65V64H101ZM105 65H103L104 67V71H105V69H106V66ZM108 65V64H107ZM117 65H118V63H117ZM132 65H130L129 66V68H131L132 70H130L129 69V71H132V72H135V70L138 68V65H135L136 66V69L134 70V67L132 68ZM212 65H214V66H216L213 70H212V68L214 67H212ZM223 65V66H224ZM26 66V65H25ZM99 66V65H98ZM97 66V67H98ZM125 67V68H123V67ZM152 66V65H151ZM259 66V67H260ZM17 67V66H16ZM16 67H14V69L16 70L17 68ZM36 67H37V70H36V73H38V75H41L42 74V67L40 66V65H36ZM88 67H92L90 64H89V66ZM88 67H87V69L86 70H88ZM142 67H141V70H139V68L137 69V72H138V70L141 72V75L143 74V77H141V76H139L140 78H139V80H140V84L139 85H141V86H139L136 82H135V84H134V82L132 83L131 81H134V80H137L138 78H137V75H138V73L136 72L135 74V77H136V79H133L132 77H134V75H133V73H131V72H129V73H131L133 76H131V78H132V80H130L131 78H130V75L131 74H127L125 71L124 72H121V70H120V68H119V73L121 72V74L123 73V78H126V76H125V73H126V75H127V78L125 79V81L126 80H130V81H128V82H131L132 84H134V86L136 85V86H138L137 88L139 89L140 87V89H142V90H138V92H137V94H139L138 95V97L139 98H141L140 99V101H143L142 102V104H144L145 102L144 101H146L147 99H149L150 100V98L153 96V95H156L157 96V94H159L160 93V90H158L159 92H157V93H155V91L154 92H152V89L151 88H153L154 86H152V85H155L154 83H152V82H155V80H153V81H151L150 80V78L148 79L147 77L149 76V75H151L150 77H152V73L150 74L149 73V75L147 74L148 72L145 70V71H143V73H142ZM247 67L249 68L248 70H247ZM255 67V66H254ZM10 68V67H9ZM103 68H102V70H103ZM190 68V69H189ZM216 68H217V70H216ZM13 69V68H12ZM69 69V68H68ZM98 69V68H97ZM101 69V68H100ZM99 69V70H100ZM109 69L110 70H107V71H111V66H109ZM164 69V70H163ZM208 69V70H209ZM18 70V69H17ZM16 70V71H17ZM101 70V71H102ZM115 70L117 71V69L115 68V66H114V69H112V71H113V74H112V71H111V73L110 74H112V75H114L113 77H115L116 79H118V76H119V78L122 76L121 74L119 75L118 74V76H117V73L115 72ZM134 70V71H133ZM144 70V69H143ZM191 70H193V74H192V71ZM216 71V73L217 74H219V75H221V76H225L224 78H226V79H224L223 77H220V78H218V76H217V74H215L214 73V75H216V77H215V79H219V80H217L218 82H216L215 80H213L214 79V75H212L213 74V71ZM98 71V70H97ZM103 71V72H104ZM189 71V72H188ZM196 71H198V72H195ZM214 71V72H215ZM246 71H253L252 73L250 72L249 74H248V72H247V74H246V76L247 75H249V76H247V77H249V78H251V80H252V82L253 83H249L248 81H250V80H244V79H248L247 77H245V73H246ZM70 72V71H69ZM106 72V71H105ZM115 72V73H114ZM146 72V73H145ZM189 73V75L188 76H186L188 73ZM228 72V73H227ZM255 72V73H254ZM24 72H22V74H23ZM107 73H109V72H107ZM169 73V74H170ZM187 73V74H186ZM195 73V74H194ZM3 74H4V72H3V70L0 72V75H1V77L3 76ZM86 74H88V71H86ZM145 74H147L146 75V80H147V85L146 84H144V86H143V84H142V81H141V79L142 78H144V75ZM204 74H205V72H204ZM258 74V73H257ZM73 75V74H72ZM76 75V74H75ZM84 75V76H83ZM108 75V74H107ZM162 75V74H161ZM251 75V76H250ZM76 76V77H77ZM129 76V77H128ZM163 76V75H162ZM259 76V75H258ZM21 77H22V75H21ZM29 77V76H28ZM93 77V76H92ZM94 77H96V76H94ZM163 77V78H164ZM187 77V78H186ZM210 77H212L213 79H212V81H214V82H216V86L214 85V87L213 88H215V89H212V85H211V88L209 87V90H215L214 91V93L216 92L217 94H218V96L216 95V96H214V97H216L217 99L216 100H214V99H211V97L209 96V94H207V92H211V91H207L208 89H207V87H206V85H205V81L206 82H208V81H210L211 82V79H209ZM232 78V80L229 82V81H227V80H229V79H231ZM254 77V76H253ZM83 78H85V79H83ZM122 78V79H123ZM130 78V79H129ZM168 78V79H167ZM191 78V77H190ZM258 78V77H257ZM1 79V78H0ZM93 79H95V78H93ZM97 79V81H98V78H96ZM121 78H120V80H122ZM154 79V78H153ZM192 79V78H191ZM197 79V78H196ZM209 79V80H208ZM221 79V80H220ZM226 80V81H224V80ZM76 80H74L75 81V83H76ZM80 80H82V81H80ZM119 80V79H118ZM119 80V82H120V85L122 86L123 84H121V82L123 83V81H120ZM148 80H150L151 82H149V83H151L152 85V87L151 86H149V83H148ZM24 81V80H23ZM95 81V80H94ZM125 81H124V85H125ZM193 81V80H192ZM233 81V82H232ZM244 81H246L245 83H249V86L250 87H248V91L246 92L245 90V95L244 96H246V95H248L246 98V101H243V100H239L238 98H240L238 95H237V97L238 98H236L235 97V94H237V92H235L234 93V97H233V90L235 91V89H233V87H234V85L236 86V84H238V83H242V82H244ZM83 82V83H82ZM126 83V85L128 84V86L130 85L131 86V84L130 83ZM232 82V83H231ZM256 82H258V84L257 85H255L254 86V84H256ZM0 83H1V81H0ZM92 83V82H91ZM95 83V82H94ZM93 83V84H94ZM98 83V82H97ZM100 83V82H99ZM191 83V82H190ZM194 83V82H193ZM212 82L210 83V84H213ZM240 83V84H241ZM24 84V83H23ZM74 84V83H73ZM77 84V85H78ZM209 84V83H208ZM207 84V85H208ZM251 84H253V85H251ZM98 85V84H97ZM124 85L122 86L123 88H122V91H123V89H124V91L123 92H126L127 93V88L125 89L124 88ZM146 85V86H145ZM241 85H244V83L243 84H241ZM81 86V85H80ZM94 86H96V85H94ZM102 86V85H101ZM106 86V85H105ZM127 86V87H128ZM135 86V87H136ZM210 86V85H209ZM79 87V86H78ZM99 87H100V84H99ZM106 87H108V86H106ZM110 87V86H109ZM126 87V86H125ZM132 88H135V87H133V85L131 86ZM130 87V88H131ZM143 87V88H142ZM146 87V88H145ZM148 87H151V88H149L147 91L145 90V89H147ZM237 87V86H236ZM245 86H243V88H244ZM103 88V87H102ZM129 88V90L128 91H130V92H132V95L134 94L133 92H135L136 93V90H137V88H135L136 90H131ZM145 88V89H144ZM242 87H238V88H236V91L238 90V89H243ZM77 89V88H76ZM81 89V88H80ZM143 89L145 90V92H143ZM154 89L157 91V89L154 87ZM158 89H159V87H158ZM198 89V88H197ZM79 89H77L76 91H78ZM93 91H94V87H93V89H92ZM98 90V89H97ZM101 90V89H100ZM105 90V89H104ZM109 90V89H108ZM165 90H164V92H165ZM166 90V91H167ZM199 90H201V89H199ZM81 91V90H80ZM92 91V92H93ZM110 91L112 92V93H115V94H117L116 92H113V90L112 89H110ZM109 91V93H110V97H109V99H111L109 102L110 103H114V99H117V100H115V102H117L116 104H117V106L116 107H114L112 104H110V103H108V104H110V105H112L111 107H112V109H113V107H114V109L116 108V111H117V109H119L120 107L119 106H122V104L124 103V102H126V103H128V101L130 100V103H129V105L128 106H130L129 107V110H126L128 107H126L124 104V107L126 108V109H123V106H122V108L121 109H119L120 111H118L117 113H116V111L114 110V112L116 113V116L118 115V118H123V113L125 114V111H128V112H131V111H133V110H130V109H132L131 107H133L134 108V101H133V103H132V98L129 96V94H131L130 92H129V94L127 95L126 93H123V95L126 97V95L127 96H129L130 97V99L129 100H127V99H125V97H124V100H126V101H122L123 103H121L120 102V105L118 104L119 102H118V99L120 98V96L117 98V97H115L114 98V96H113V94L111 93ZM114 91H115V89H114ZM143 92V95L144 96H141V93ZM150 91V92H149ZM167 91V92H168ZM239 91V90H238ZM95 92V91H94ZM147 92V93H146ZM161 92H163V88H161ZM163 92V93H164ZM206 92V93H205ZM240 92V91H239ZM241 92H243L242 90H241ZM28 94H29V91L27 92ZM81 93V92H80ZM79 93V94H80ZM103 93H104V91H103ZM163 93H160L161 95L163 94ZM184 93V94H183ZM201 93V94H200ZM30 94H32V93H30ZM78 94V95H79ZM95 94H97V93H94V95ZM101 94V93H100ZM166 95H167V93H165ZM205 94H207V100L205 99ZM239 94V93H238ZM98 95V94H97ZM103 95V94H102ZM113 97H112V96ZM178 95V96H179ZM240 95V94H239ZM242 93H241V97H242ZM101 96V95H100ZM100 96H98L97 98L99 99V97ZM104 96H106V94H104ZM102 97V99L104 98V103H106V99H108V98H106V97ZM117 96V95H116ZM163 96H165V95H162V98L164 99V98H166V96L165 97H163ZM182 96V97H183ZM107 97H108V95H107ZM128 97V98H129ZM133 97V96H132ZM136 97V96H135ZM137 97V99H139ZM161 97V96H160ZM160 97L158 96V100L157 101H159V102H157L156 100H154V97H153V100H154V103L155 102H157V103H160ZM20 98V97H19ZM44 98V97H43ZM112 98H114V99H112ZM211 99V100H209V99ZM94 99H95V97H94ZM101 98L99 99L100 101L102 100ZM121 99H122V97L120 98V101H121ZM136 99V100H137ZM152 99V98H151ZM167 100H168V98H166ZM166 99H164L165 101H166ZM173 99H174V97H173ZM184 99V98H183ZM44 100V99H43ZM46 100V99H45ZM96 100V99H95ZM94 100V101H95ZM99 100H97V101H95L94 102V105H97L98 104V102H99ZM123 100V99H122ZM29 101H30V99H29ZM31 101H32V99H31ZM35 102H36V100H34ZM47 101V100H46ZM46 101L44 102V101H41V103L42 102H44V103H46ZM50 101V100H49ZM48 101V102H49ZM86 101H88V100H86ZM112 101V102H111ZM140 101H138V102H140ZM174 101H176V100H174ZM19 102L21 103L22 102V98H20V100H19ZM33 102V101H32ZM38 102V101H37ZM36 102V103H37ZM68 102V101H67ZM102 102V101H101ZM138 102L136 101V103L138 104ZM161 102H162V100H161ZM170 102V101H169ZM168 101L164 104V106H163V104H161L162 105V107H164V109L163 108H160V111L161 112H166V111H162V110H165V105H166V109L168 108L167 106L168 105H170V104H172V103H170V104H167V103H169ZM19 103V104H20ZM31 103V102H30ZM53 103V102H52ZM89 103H90V100H89ZM89 103H87V105L89 104ZM100 103V102H99ZM103 103V102H102ZM153 103V104H154ZM157 103L156 104H154V106L156 105V107L155 108H157ZM163 103H164V101H163ZM91 104H92V107L91 106H88L87 107V109H89V107H91V108H95L94 107V105H93V101L91 102ZM101 104V103H100ZM115 104V103H114ZM131 104H132V106H131ZM137 104H135V105H137ZM41 105H43V104H41ZM86 105V106H87ZM99 105V104H98ZM104 105V104H103ZM102 104H101V106L100 107H96V109L97 108H101V110H100V114H99V116H97V115H93V118H94V116H95V119H97V117H98V119L97 120H95V123L97 124V121L99 120V127H100V131H102V133H106V132H104V130L106 131L107 129L108 130H112V132L115 130V132L114 133H116L117 131H116V129L118 130V135H119V133L121 132L122 133V131L124 132V130L125 129H128V128H125V126L127 127V125H125V122L124 121H122V122H120L121 120H115L117 117L115 116V115H113V116H115L114 118L113 117H111V115L113 114L112 112V110H110L109 112L110 113H112L111 115H110V119H112V122L113 121H115L114 123H115V126H113V124L114 123H112V124H110V121H108V114H107V112L105 113L104 112V109L106 110V108L104 107L105 105H106V107L107 108H109L108 106H107V104H105L104 106H103ZM152 105V104H151ZM159 105V104H158ZM82 106H83V104H82ZM140 106V108H142L143 106L145 107H143L142 109L143 110H145L146 109V106L145 105H139ZM160 106V105H159ZM199 106H201V107H203L205 110H206V114H208L209 116H210V118H211V122L210 121H208V119H205V117L202 115H200V113H199V111H197V108L199 107ZM49 107V106H48ZM47 107V108H48ZM137 107H138V105H137ZM137 107L135 108V110H139V112H136V111H133V112H135L136 114H137V116L136 115H134V114H132V115H134V116H136V118L138 119V121L139 120H143L142 118L143 117H145L144 118V122H147V120H146V118L148 117H146V116H144V114H141V111H142V109L140 110V108L139 109H137ZM170 107H172L173 108V105H170L169 106V108ZM46 108V109H47ZM84 108H85V106H84ZM104 108V109H103ZM168 108V109H169ZM33 109H35V108H33ZM49 109V108H48ZM162 109V110H161ZM176 109V107L174 108V110ZM203 109V110H204ZM37 105H36V109H35V111L34 112H37V111H39V110H37ZM94 110V109H93ZM99 110V109H98ZM108 110V109H107ZM124 112H123V111ZM159 110V109H158ZM157 110V114L159 113V114H161L159 111ZM31 111H33V110H31ZM97 111V110H96ZM146 111V110H145ZM154 111H156V110H154ZM169 113H170V111H171V113L169 114L168 112V117H170V118H173L172 119V121H173V123H175L176 121H177V119H174L175 117L177 118L178 116H175L174 115V113H176V112H174L173 113V111H172V109L170 108L169 110ZM120 112H122V115H120ZM127 112V113H128ZM202 112V111H201ZM96 112H95V114H97ZM119 113V114H118ZM143 113V112H142ZM164 113H162V114H164ZM173 113V115H174V117H172V116H170L171 114ZM203 113V112H202ZM36 114V113H35ZM108 116H107V115ZM146 114H148V113H146ZM156 114V112H155V119H158L157 117H160V116H158ZM37 115H38V117H39V113L37 112ZM42 116H40V117H43V116H49L48 114H41ZM164 115H166V114H164ZM163 115V116H164ZM120 116V117H119ZM122 116V117H121ZM124 116H127V114H125ZM132 117V119L131 120H134V118L135 117ZM140 116H141V118H140ZM143 116V117H142ZM157 116V117H156ZM162 116V119H165L166 117H167V115H166V117H163ZM193 116H194V118H193ZM209 116L207 117V118H209ZM92 118V119H93ZM37 119V118H36ZM114 119V120H113ZM148 119V118H147ZM150 119V118H149ZM148 119V120H149ZM153 119V118H152ZM94 120V119H93ZM130 120V122L129 123H131V124H133V121H131ZM146 120V121H145ZM20 121V120H19ZM47 121V120H46ZM108 123H107V122ZM116 121H118L119 123L118 124H121V125H123L124 124V126H121L120 128H121V130L119 131V125H117L116 123ZM127 121H129V120H127ZM157 121V120H156ZM166 121V119L164 120V122ZM167 121H169L168 120V118H167ZM172 121L170 120L169 121V123H172ZM92 122V121H91ZM139 122H142V121H139ZM157 122H159V121H157ZM42 123V122H41ZM94 123V124H95ZM106 123L108 124L107 126H105L106 125ZM143 123V122H142ZM147 123H149V121L147 122ZM146 123V124H147ZM154 123L156 124V122L154 121ZM177 123V122H176ZM97 124V125H98ZM110 124V125H109ZM130 124V125H131ZM144 124V126H146L147 127V125H145V123H143ZM150 124V123H149ZM44 125V124H43ZM51 125V124H50ZM81 125V127H79L80 128V130L79 129H77V125H75V126H77V127H75L76 128V130H74L76 133H77V130H79V131H85V129H87L86 127H85V129H82V124H80ZM116 125H117V128L116 129H114L115 127H116ZM129 125V124H128ZM139 125H141V128H140V126H139V131H138V133L140 134V135H142V136H140V137H144L145 135H146V133H147V138H143V139H141L142 140V143H143V141L145 140V142H144V144H149L151 141H153L154 142V138H155V141L157 142L158 140H160V138L162 139V138H164V140H166L165 139V137H163L162 136V134H160V133H158V134H160V137H159V135H155V133H157V131L155 130V132L153 133L152 131V133L150 132V129L152 128V126L151 125H148L149 127H148V129H149V131H148V129L147 130H145V128L143 129L142 127H144L141 123L139 124ZM157 125H160V122L159 123H157ZM164 125V127L167 125H165V124H163ZM178 125V124H177ZM86 126V125H85ZM112 127V128H110L109 129V127ZM133 126H134V124H133ZM160 126H162V124L160 125ZM170 126V125H169ZM92 127H94V129L96 128L97 129V127L98 126H93L92 125V123H91V128ZM123 127L125 128L124 130H122L123 129ZM132 127V126H131ZM157 127V126H156ZM166 127H168V125L166 126ZM173 127V128H172ZM56 128V127H55ZM84 128V127H83ZM107 128V129H106ZM158 128V127H157ZM160 128V127H159ZM158 128V129H159ZM161 128H163V126L161 127ZM160 128V129H161ZM47 129V128H46ZM45 129V130H46ZM89 130L88 131H90V127L88 128ZM93 129V128H92ZM91 129V130H92ZM96 129H95V131H96ZM157 129V130H158ZM159 129V130H160ZM169 129V128H168ZM169 129V130H170ZM175 129V128H174ZM176 129H177V127H176ZM73 130V129H72ZM99 130V129H98ZM151 130H154V129H151ZM158 130V131H159ZM166 130V129H165ZM49 131V130H48ZM78 131V132H79ZM87 131V130H86ZM85 131V132H86ZM88 131L86 132V133H88ZM99 131V132H100ZM160 131H162V130H160ZM159 131V132H160ZM41 132H43V131H41ZM83 132H80V133H82V135H84L85 134V136L84 137H88L87 136V134L86 133H84L83 134ZM92 132H94L93 130H92ZM98 131H96L95 133H97ZM98 132V133H99ZM76 133H74V135L76 134ZM80 133H79V135H80ZM90 133V132H89ZM88 133V134H89ZM95 133H91V137H93V134H95ZM107 133H108V131H107ZM106 133V134H107ZM114 133H111L110 134V132L108 133V138H107V140L108 139H110L111 138V140H112V142L113 141H116L117 142V138L115 139V140H113L112 138H113V136L114 135H116L117 136V134H114ZM120 133V134H121ZM162 133V132H161ZM179 133H180V136H178L179 135ZM103 134V135H104ZM148 134H151V135H148ZM78 135V134H77ZM97 135H100V134H97ZM96 135V136H97ZM102 135V136H103ZM144 135V136H143ZM153 135H155V137L153 138V140H150V142H147V141H149L148 140V137L149 136H153ZM167 135V134H166ZM169 135V134H168ZM56 136V135H55ZM73 136V135H72ZM95 136V135H94ZM95 136V137H96ZM101 136V135H100ZM120 136V135H119ZM118 136V137H119ZM162 136V137H161ZM176 136H178V138L176 137ZM74 137V136H73ZM76 137V136H75ZM83 137V136H82ZM146 137V136H145ZM159 139H158V138ZM49 138V137H48ZM52 138V137H51ZM100 138V137H99ZM73 139V138H72ZM76 139V138H75ZM97 139H98V137H97ZM129 139V138H128ZM128 139H126L128 142L127 143H129L130 145H128L127 143H126V141H124L123 143L125 144V145H120V144H118V143H116V145L118 146H116L114 143L115 142H113L112 144L110 143V149H111V151L113 152V150L112 149H114V150H116V148H118L119 149V146L121 147L122 146V149L124 150L125 148L127 149L129 146H130V148H128V150H127V152H125L126 151V149H125V151H123L122 152V154H121V151L120 150H118L119 151V153H120V155L118 156V158L119 159H121V161L122 160H124V159H122V158H120V157H122V156H124V157H126V155H127V157L125 158V159H128V162L130 161V160H132L133 162L131 163L130 162V164H134V166H132V169L133 168H135V161H136V159H135V161H134V158H136V157H138V156H135V155H137V154H135L136 152H138L139 153V149H142L141 147H143L142 146V144H141V147H140V145L139 144H137V143H139V141H137V143H135V144H133V141H134V139H131V141H129ZM146 139H147V141H146ZM59 140V139H58ZM106 140V139H105ZM111 140L110 141H108V143H107V145L109 144V142H111ZM141 140H140V143H141ZM163 139H162V141H164ZM171 140V139H170ZM161 141V140H160ZM162 141H161V143L158 141L157 143H159V144H157L158 146L160 145V146H162ZM46 142H48L47 140H46ZM57 142V141H56ZM99 142V141H98ZM105 142H107V141H105ZM135 142H136V140H135ZM166 141H164L163 142V144L165 143ZM132 143V144H131ZM47 144V143H46ZM45 143H44V146L46 145ZM58 144V143H57ZM126 144H127V146H126ZM143 144V145H144ZM151 144H154V143H152L151 142ZM151 144H150V146L148 145H145L144 146V152L143 153H146V150L147 149H149V147H150V149H151ZM256 144H257V146H256ZM51 145H54V144H51ZM112 145H113V147L114 146H116V147H114V148H112ZM133 145V146H132ZM134 145H136L137 147L135 148L134 147ZM139 145V146H138ZM65 146V145H64ZM109 146V145H108ZM157 146V147H158ZM159 146V147H160ZM165 146V145H164ZM53 147V146H52ZM51 147V148H52ZM93 147V146H92ZM147 147V148H146ZM153 147V146H152ZM40 148V147H39ZM55 148V147H54ZM97 148V147H96ZM131 148H134L135 150L137 149L138 151H136L135 153H134V151L133 150H129V149H131ZM145 148H146V150H145ZM161 148V147H160ZM165 148V147H164ZM163 148V150H165V153L167 154V152H169V151H167L166 152V149H164ZM185 149V150H183V149ZM32 149V148H31ZM34 149V148H33ZM93 149V148H92ZM110 149H109V151H110ZM67 150V149H66ZM177 150V151H176ZM21 151H23V150H21ZM25 151V150H24ZM103 151H105V150H103ZM118 151H115V153L117 152L118 153ZM149 151V150H148ZM147 151V152H148ZM176 151V152H175ZM186 151V152H185ZM28 152V151H27ZM91 152V151H90ZM89 152V153H90ZM129 152H130V155L132 154V153H134L132 156H134V157H132V156H128V154H129ZM132 152V153H131ZM175 152V153H174ZM190 153L189 154V156H191L192 157V161H191V159H190V157L189 156H185L187 153ZM18 153V152H17ZM95 153V152H94ZM111 153V152H110ZM114 153V152H113ZM126 153H128V154H126ZM141 153V152H140ZM143 153H142V155H143ZM88 154V153H87ZM102 154H104V152L102 153ZM112 154V153H111ZM126 154V155H125ZM23 155V154H22ZM21 155V156H22ZM122 155V156H121ZM142 155H139V157L141 156L142 157ZM168 155V154H167ZM26 156V155H25ZM91 157V156H90ZM20 158V157H19ZM22 158V157H21ZM71 158V157H70ZM88 158V157H87ZM133 158V159H132ZM186 158H189V159H186ZM118 159V162L120 161ZM142 159H144V158H142ZM164 159V160H163ZM110 160H112L111 158H110ZM179 162H178V161ZM182 161V163H180L181 161ZM185 160H188L189 162H187V161H185ZM260 160H258V161H260ZM13 161V160H12ZM24 161V160H23ZM88 161V160H87ZM91 161V160H90ZM120 161V162H121ZM127 160H124L123 162H122V164H121V167H120V162L118 163L119 165V167H120V169H122V173H120V175H121V177H122V175H123V173H125V172H133L132 171V169H130L131 168V166L129 165V163H127L126 162ZM140 161V160H139ZM144 161V160H143ZM172 161H173V163H172ZM22 162V161H21ZM127 164H126V163ZM171 162V163H170ZM178 162V163H177ZM186 162L188 163V164H186ZM103 163H105V162H103ZM107 163H108V161H107ZM125 163V164H124ZM176 164L177 163V167L176 166H174V167H171V166H173L172 164ZM180 163V164H179ZM184 163V164H183ZM255 164L257 163V162H254ZM254 163H251V165L252 164H254ZM259 163V162H258ZM27 164V163H26ZM111 164H112V162H111ZM124 164V165H123ZM179 164V165H178ZM183 164V165H182ZM186 164V165H185ZM69 165V164H68ZM126 165H128V166H130V167H128V166H126ZM230 165V166H229ZM111 166H113V164L111 165ZM124 166V167H123ZM126 166V167H125ZM138 166V165H137ZM183 166V167H182ZM187 166V167H188ZM226 166V167H225ZM229 166V167H228ZM256 166V165H255ZM105 167H107V166H105ZM123 167V168H122ZM164 167V168H163ZM168 167V168H167ZM187 167L185 168L187 171L190 169H187ZM126 168V169H125ZM127 168H129V170L127 169ZM101 169V168H100ZM185 169H184V171H185ZM103 170H104V167H103ZM124 170H125V172H124ZM127 170V171H126ZM131 170V171H130ZM154 170H156V169H154ZM175 170V171H176ZM191 170V169H190ZM17 171V170H16ZM97 170H95V172H96ZM107 171V170H106ZM136 171V170H135ZM140 171V170H139ZM144 171V170H143ZM157 171V170H156ZM87 172V171H86ZM90 172V171H89ZM147 172V171H146ZM165 172H166V170H165ZM168 172V171H167ZM178 171H176V172H174V173H176V175H178L179 174V172L177 173ZM9 173V172H8ZM7 173V174H8ZM109 173V172H108ZM137 173H138V171H137ZM170 173V172H169ZM174 173H170L171 175H175ZM10 174V173H9ZM101 174V173H100ZM110 174V173H109ZM129 174V173H128ZM131 174V176L133 177V175H134V173H133V175H132V173H130ZM145 174V173H144ZM15 175H17L16 173H15ZM89 175H90V173H89ZM125 176H123V178L124 179H126L127 177H128V175H127V173H125L124 174ZM139 175H143L142 173L141 174H139ZM138 175V178L140 177ZM5 175H3V177H4ZM8 176V175H7ZM18 176V175H17ZM25 176V175H24ZM97 176V175H96ZM110 175H108L107 176V178L109 177ZM116 176V175H115ZM127 176V177H126ZM143 176H145V175H143ZM142 176V177H143ZM14 177V176H13ZM20 177H22V176H20ZM98 177V176H97ZM105 177V176H104ZM121 177H119L120 179H121ZM132 177H130V178H132ZM142 177H140L138 180H142L143 178ZM179 177V178H178ZM182 176H180V174L178 175V176H176L175 178H178V179H180ZM7 178V177H6ZM12 178V177H11ZM114 179H115V177H113ZM112 178V179H113ZM117 178V177H116ZM122 178V180H124ZM129 178V177H128ZM142 178V179H141ZM172 178V177H171ZM170 178V180H173V179H171ZM10 179V178H9ZM19 180H20V178H18ZM113 179V180H114ZM134 178H132V180H133ZM145 179V178H144ZM142 180V182L143 181H145V180ZM92 180H94V178L92 179ZM118 180V181H117ZM126 180H128V182L127 183H130L129 184V187H127L128 185L127 184H125V187H127L126 188V190H127V192H128V190L132 187H130V185H133L134 183H135V186L133 187V190L132 189H130L129 191V193H131L132 191H135L136 189H138V188H136V189H134L135 187H136V182H137V180L135 181V179L132 181L133 182V184L131 183V180L130 179H126ZM126 180H124V182H122V187H123V184L124 183H126ZM130 181V182H129ZM176 181V180H175ZM22 182V181H21ZM109 182V181H108ZM113 182V181H112ZM114 182H115V180H114ZM113 182V183H114ZM116 182H118V183H121L120 181H119V179L117 178L116 179ZM170 182H173V181H170ZM183 183H184V181H182ZM182 182H181V184H182ZM105 183H106V187H105ZM104 184H102V186L104 185V187H102V189L100 190V191H102V192H104V188H105V191L106 190H108V189H106V188H108V186H107V184H109V183H107V182H105ZM112 183V184H113ZM118 183H116V185L118 186L119 184ZM141 183V181L140 182H138V184H140ZM115 184V183H114ZM137 184V185H138ZM175 184V183H174ZM115 185V186H116ZM121 185L120 186H118V187H120V188H122L121 187ZM143 185V186H142ZM144 185H145V182H143V184L141 183V185L140 186H142V188H144ZM178 185V184H177ZM186 185V184H185ZM111 186V185H110ZM179 186V185H178ZM138 187H139V185H138ZM12 188V187H11ZM111 188H112V186H111ZM111 188H109L110 190H111ZM117 188V187H116ZM116 188H113V189H115L116 190ZM129 188V189H128ZM179 188H180V186H179ZM113 189H112V191H113ZM140 189V188H139ZM138 189V190H139ZM124 190H125V188H124ZM126 190L123 192L122 191V189H118V192L119 191H122V197H121V199L119 198V196H120V194H121V192H119L118 193V195H117V197H116V199H118L117 200V202L119 203L120 201H121V203L123 202L124 204H125V200L123 199V198H125L126 199V197L127 198H129V196H127V195H124V193H126ZM132 190V191H131ZM143 190V189H142ZM146 190V189H145ZM137 191V190H136ZM135 191V193H137ZM171 191H172V189H171ZM138 192H140L141 193V190L140 191H138ZM134 193V192H133ZM139 193V195H141ZM143 193H145V191H143ZM138 194V193H137ZM178 194V193H177ZM124 195V196H123ZM144 196H147V195H144ZM143 196V197H144ZM173 196V195H172ZM130 197H131V194H130ZM148 197V196H147ZM212 198H214V195H212L211 196ZM210 197V198H211ZM145 198V197H144ZM183 198V197H182ZM130 199V198H129ZM133 200H134V198H132ZM224 199V198H223ZM127 200V199H126ZM136 200H137V196H136ZM136 200H134V201H136ZM144 200V199H143ZM184 200V199H183ZM125 201V202H124ZM134 201H132L131 199H130V203L128 202V200H127V202H128V204H129V206H127L128 204H127V202H126V204L127 205H123V206H127V208L128 207H130V208H128L127 210L124 208V210L125 211H128L127 213L128 214H126V215H129V212H132V211H130V210H132V208H131V206H132V204L134 205L135 204V202ZM141 201V200H140ZM145 201V200H144ZM148 201V200H147ZM173 201H174V199H173ZM191 201V200H190ZM224 201H225V199H224ZM116 202V203H117ZM186 202V201H185ZM192 202V201H191ZM226 202V201H225ZM234 202H235V199H234ZM234 202H233V204H234ZM62 203V202H61ZM84 203H86V202H84ZM88 203V202H87ZM117 203V204H118ZM121 203H119V206H120V208H122V204ZM139 201H137V208L138 207H140V209L142 210V209H145L146 208V206H147V204L145 205V207L144 208H142L141 206H138L139 204H141V202L139 203ZM178 203V202H177ZM196 203V202H195ZM227 203V202H226ZM60 204V203H59ZM83 204V203H82ZM121 204V205H120ZM135 204V205H136ZM156 204V203H155ZM160 204V203H159ZM169 204V203H168ZM189 204V203H188ZM191 204V203H190ZM194 204V203H193ZM62 205V204H61ZM88 205V204H87ZM113 205V204H112ZM149 205V204H148ZM174 205V204H173ZM45 206H47V205H45ZM114 206V205H113ZM166 206H167V204H166ZM181 206H183V205H181ZM61 207H63V206H61ZM118 207V206H117ZM117 207H116V209H117ZM132 207H135V206H132ZM149 207V206H148ZM192 207V206H191ZM114 208H115V206L113 207V210H114ZM119 208V207H118ZM119 208V209H120ZM158 208V207H157ZM119 209H117V211L119 210ZM123 209V208H122ZM139 208L138 209H133V213H135V212H137V210H139L140 212H141V210H140ZM147 209V208H146ZM145 209V210H146ZM152 209V208H151ZM41 210V209H40ZM47 210V209H46ZM60 210V209H59ZM111 210H112V208H111ZM110 210V211H111ZM121 210V209H120ZM120 210H119V215H121V212H120ZM123 210V211H124ZM135 210V211H134ZM55 210L53 209V215H54V213H56V215H57V212L55 211ZM82 211H83V209H82ZM122 211V216L123 215H125V214H123L124 212ZM152 211V210H151ZM161 211V210H160ZM165 211V210H164ZM171 211V210H170ZM39 212V211H38ZM140 212H139V214L138 213H135V214H133L134 216H132V214H130L133 218H131V216H130V219L128 218L129 216H127V220L128 221H130L131 222V219H132V222L133 221H136V218L135 217H137V218H140V216L144 219L145 218V216L146 215H148V214H146V215H144V213H145V211H143L142 210V212H144V213H142L141 212V215H140ZM148 212H150V211H148ZM166 212V211H165ZM215 212V211H214ZM59 213V212H58ZM159 213V212H158ZM157 213V214H158ZM161 213V212H160ZM50 214V213H49ZM59 214H62V213H59ZM110 214V213H109ZM118 214V213H117ZM139 215V217H138V215ZM156 214V213H155ZM155 214H153V215H155ZM55 215V217H57ZM66 215H67V213H66ZM83 214H81V216H82ZM112 215V214H111ZM152 215V216H153ZM192 215V214H191ZM215 215L217 216V214L215 213ZM41 216V215H40ZM109 216V215H108ZM122 216H120L121 218H123ZM151 216V215H150ZM149 216V217H150ZM67 217V216H66ZM126 217V216H125ZM147 217V216H146ZM192 217V216H191ZM218 217V216H217ZM41 218V217H40ZM63 218V217H62ZM73 219H74V217H72ZM148 218V217H147ZM151 218V217H150ZM67 219V218H66ZM73 219L72 220H70V222L72 221L73 222ZM135 219V220H134ZM149 219V218H148ZM180 219V218H179ZM256 220H258V218H255ZM138 220V219H137ZM145 220V219H144ZM74 221H76L77 222V220L75 219ZM86 221V220H85ZM125 221V220H124ZM66 222H68L67 220H66ZM126 222V221H125ZM141 222H143V221H141ZM146 222V221H145ZM204 222V221H203ZM59 223V222H58ZM122 223V222H121ZM124 223V222H123ZM123 223H122V225H123ZM129 223V222H128ZM261 223V222H260ZM77 224H78V222H77ZM77 224H75L74 226H76ZM113 224H114V222H113ZM125 224V223H124ZM45 225V224H44ZM53 225H54V223H53ZM58 224H56V226H57ZM84 225V224H83ZM120 225L121 224H119V227H120ZM155 225V224H154ZM4 226V225H3ZM35 226V225H34ZM52 226V225H51ZM50 226V227H51ZM73 226V225H72ZM115 226V225H114ZM114 226H112V227H114ZM69 227H71V226H68V227H66L67 229H65V231H64V234L65 233H67V230H68V228ZM76 227H78V226H76ZM76 227H75V229H74V231L73 232H75L76 233ZM83 227V226H82ZM81 227V228H82ZM86 227V226H85ZM144 227V226H143ZM157 227V226H156ZM155 227V228H156ZM3 228L4 227H2V230H3ZM18 228V227H17ZM52 228H53V226H52ZM54 228H56V227H54ZM53 228V229H54ZM73 228V227H72ZM121 228V227H120ZM8 229H9V227H8ZM21 229V228H20ZM51 229V228H50ZM57 229V228H56ZM64 229V228H63ZM154 229V228H153ZM210 229H212V228H210ZM39 230V229H38ZM4 231V230H3ZM56 230L54 229V232H55ZM78 231V230H77ZM84 231V230H83ZM0 232H1V230H0ZM68 232H71V233H73L72 231H69L68 230ZM81 232V231H80ZM79 232V233H80ZM236 233H234V234H236V237H235V239L233 240L234 242H235V244H237L238 245V247H239V244L238 243H242L243 241H245V239L246 240H248V238L247 237H253V236H259V235H261V234H264V229H263V227H262V225L260 224V225H257L256 227H252L248 222H247V224H245V226H242L241 228L239 227V228H237L236 229V231H235ZM244 232L245 233H247L248 234V236L247 237H245V234H244ZM2 233V232H1ZM10 233H12V232H10ZM43 233V232H42ZM56 233V232H55ZM54 233V237H55V235L56 236H59V235H57V233L55 234ZM8 234H9V232H8ZM200 234V233H199ZM24 235V234H23ZM214 235V234H213ZM47 234L44 232L43 234H41V235H39L38 234V236L36 237V239H34V241H32L31 242V244L30 245H27L26 247L27 248H25V249H23V250H16V251H11V250H9V249H7V250H1L0 251V264H9L8 262H7V255H10V254H13V255H15V256H19L20 258H22L23 259V263L22 264H65V263H61L56 257H54L55 255H54V253H47L48 251H46V253L45 252H43V248L44 247H46V245L48 244L47 243ZM53 235H51L50 233H49V240H52L53 242H54V240L53 239H50L51 237H52ZM74 236H76V235H74ZM78 236V235H77ZM76 236V237H77ZM215 236V235H214ZM262 236H264V235H262ZM53 237V238H54ZM203 237V236H202ZM56 238H58V237H56ZM68 238H69V236H68ZM74 239H75V237H73ZM211 238V237H210ZM255 238H257V237H255ZM255 238H253L251 241H249V243H250V250H251V254H252V244H253V241H254V239ZM77 239V238H76ZM79 239V238H78ZM200 239V238H199ZM70 240H72V238L70 239ZM51 241V242H52ZM199 241V240H198ZM202 241V240H201ZM214 241V240H213ZM49 242V241H48ZM72 242V241H71ZM77 242V241H76ZM75 243V242H74ZM54 244V243H53ZM72 244V243H71ZM26 245V244H25ZM49 246V245H48ZM76 246H77V244H76ZM19 247H23V246H19ZM25 247V246H24ZM50 247H51V245H50ZM153 248V247H152ZM46 249V248H45ZM52 249H53V245H52ZM51 249V250H52ZM159 249V248H158ZM239 249V248H238ZM50 250V249H49ZM50 250V251H51ZM75 250V249H74ZM53 251V250H52ZM51 251V252H52ZM239 251V250H238ZM237 251V254L240 256L241 255V253L240 252H238ZM54 255V256H50V255ZM69 254V253H68ZM57 256V255H56ZM65 258H67V257H65ZM60 259V258H59ZM66 261V260H65ZM68 261V260H67ZM70 261V260H69ZM68 261V262H69ZM222 262V261H221Z\"/></svg>", "mask_w": 264, "mask_h": 264}, {"label": "crops", "instance_id": "0c3cea01", "mask_svg": "<svg viewBox=\"0 0 264 264\" xmlns=\"http://www.w3.org/2000/svg\"><path fill=\"white\" fill-rule=\"evenodd\" d=\"M237 202L245 200L244 196L237 197L234 193ZM264 223V221H262ZM156 245L150 264H181L180 249L170 240L155 241ZM159 248V249H158ZM243 264H264V236H259L254 239L252 244V258Z\"/></svg>", "mask_w": 264, "mask_h": 264}]
</instances>
